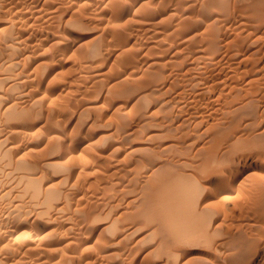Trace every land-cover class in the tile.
I'll list each match as a JSON object with an SVG mask.
<instances>
[{"label": "bare ground", "instance_id": "6f19581e", "mask_svg": "<svg viewBox=\"0 0 264 264\" xmlns=\"http://www.w3.org/2000/svg\"><path fill=\"white\" fill-rule=\"evenodd\" d=\"M19 0H0V41H2V43H0L1 45H3L4 47L6 46L9 50H10V48L11 47H14L13 45V43H17L16 42V39L18 40V39H21V38H14V31H13V27L15 26L14 24V22H15V20L17 21L18 19L17 18H20L21 19V17H23V19L24 18H26V17H24V15L26 16L30 11H29V9L31 8L33 11H34V9L36 10V11H38V14L39 13H41V15L43 14L42 13V11H43V5L45 4V1L46 0H26V2L28 1V3H29V9L27 10L26 8H25V10L23 9L24 7H22V6H20L19 4H17V3H20V1L18 2ZM25 1V0H24ZM60 1V0H59ZM63 1V0H62ZM87 1H89V2H91V0H87ZM93 1V0H92ZM126 1V0H125ZM125 1H123V2H125ZM128 1V0H127ZM152 1V0H151ZM165 1V0H164ZM167 1H169V0H167ZM166 1V2H167ZM181 1V0H180ZM180 1H178V2H180ZM203 1H204V3H203ZM235 1V0H234ZM253 1H256V2H253ZM253 1H251L252 3H254V6L252 5L251 6V8L250 9H247L248 10V12L249 13H251V14H253L252 16H251V18L254 16V15H261L262 13V17H261V19H263V17H264V0L262 1V0H259V2L260 3H258L257 1L258 0H253ZM262 1V2H261ZM47 2V1H46ZM48 2H50V1H48ZM74 2V1H73ZM82 2V1H81ZM84 2V1H83ZM121 2V3H123L121 0L119 1V0H96V4H98V7L100 8V13H98V11L97 12H94V13H97V17H101L102 18V20H106L104 17L105 16H107V15H109V14H106V13H109V12H111V9H110V5H114V7H116L115 5L116 4H119V3ZM156 2H158V1H156ZM160 2H161V0H160ZM176 2V1H175ZM174 2V4H177V6H179V9L176 7V6H174L175 8L173 9V11H175V12H177V11H179V10H181L182 9V11H183V8H185V9H187L188 8V6H189V4L188 3H182V1H181V3H175ZM187 2V1H186ZM197 2V1H196ZM203 4H204V7H205V9H203V10H205V12H207V11H211L210 13H212L213 11H214V13H215V11L217 12V14L219 13V15L221 16V11H227L228 9H229V7L230 6H232V5H230V6H227L228 4H230V2H231V0H202L201 1ZM238 2H240V1H238ZM21 3H23V2H21ZM28 3H26V4H28ZM66 3V2H65ZM79 3V2H78ZM120 3V4H121ZM126 3V2H125ZM148 4V3H150V1L149 2H147L146 0H129V2H127V5H125L126 7H129L130 6V8L133 6V7H136V6H138V5H145V4ZM152 3V2H151ZM165 3V2H164ZM163 3V4H164ZM236 3V2H235ZM235 3H233L234 5H235ZM255 3H257V4H255ZM73 4V3H72ZM75 4V3H74ZM87 4V3H86ZM92 4H94V7H95V0L92 2ZM124 4V3H123ZM123 4H121V5H123ZM193 5V2H191L190 3V6H192ZM25 5V4H24ZM23 5V6H24ZM46 5V4H45ZM65 5V4H64ZM67 5V4H66ZM121 5H120V9H121ZM143 5V6H144ZM150 5H152V4H150ZM183 5H188L187 7H183ZM241 5V4H240ZM70 6V5H69ZM72 6V5H71ZM83 7L82 5H79V7ZM143 6H141V7H143ZM154 6H156V5H154ZM159 6V5H158ZM161 6V5H160ZM163 6H165V5H163ZM169 5H167V6H165V7H168ZM189 6V7H190ZM199 6V5H198ZM248 6V5H247ZM49 7V6H48ZM60 7V8H59ZM58 8H59V10L61 9L62 10V6H59ZM139 7V6H138ZM153 7V6H152ZM152 7H149V8H152ZM227 7H228V9H227ZM47 8V7H46ZM57 8V7H56ZM57 8V9H58ZM67 8V7H66ZM70 9H71V7H69ZM75 8V7H74ZM123 8V7H122ZM144 8V7H143ZM148 8V9H149ZM157 8V7H156ZM172 8H173V6H172ZM171 8V9H172ZM200 8V7H199ZM198 8V9H199ZM235 8H237L236 6H235ZM240 8H241V6H240ZM38 9V10H37ZM57 9H56V11H57ZM65 9V8H64ZM82 9V8H81ZM96 9H98V8H95L94 10H96ZM132 9V8H131ZM138 9H140V7L138 8ZM148 9H146V11L148 10ZM155 9V8H154ZM170 9V10H171ZM202 9V8H201ZM230 9H231V7H230ZM27 10V11H26ZM49 10V9H48ZM77 10V9H76ZM87 10V9H86ZM119 10V9H118ZM125 10H126V8H125ZM153 10V9H152ZM152 10H150V11H152ZM162 10H164V9H162ZM195 10V9H194ZM200 10V9H199ZM235 10H237V9H235ZM36 11H34V12H36ZM53 11V10H52ZM73 11V10H72ZM82 11L83 12H85L83 9H82ZM102 11H105L106 13L103 15V14H101V12ZM116 11V9L114 10V11H112V12H115ZM141 11V10H140ZM145 11V12H146ZM172 11V12H173ZM181 11V12H182ZM28 12V13H27ZM58 12V11H57ZM56 12V13H57ZM60 12V11H59ZM68 12V11H67ZM75 12V11H74ZM77 12H80V11H77ZM135 12V11H134ZM138 13H139V11H137ZM136 12V13H137ZM155 12V11H154ZM180 12V11H179ZM200 12V11H199ZM204 12V11H203ZM203 12L201 13V14H203ZM242 12V11H241ZM27 13V14H26ZM46 13H48V12H46ZM51 13V12H50ZM60 13H62V12H60ZM65 13V12H64ZM80 13H82V12H80ZM94 13H93V15H94ZM125 13V12H124ZM129 13V12H128ZM127 13V14H128ZM142 13H144V12H141V14ZM183 13V12H182ZM198 13V12H197ZM214 13H213V15L212 16H214ZM229 13H231V12H229ZM238 13V12H237ZM242 13H244V11L242 12ZM32 14H35V17H37L36 19H38V21H40V22H43L44 21V23H43V27H41V28H43V29H51V26H49V24H53V23H49V24H47V26L45 27L44 25L46 24V20L45 19H47V18H45V19H40L39 20V16H37L36 15V13H32L31 12V15ZM73 14V13H72ZM75 14V13H74ZM90 14V13H89ZM88 14V15H89ZM111 14V13H110ZM113 14V13H112ZM153 14V13H152ZM167 14H169V13H167ZM175 14V13H174ZM190 14V13H189ZM206 14H209V13H206ZM226 14H228V13H226ZM233 14V13H232ZM236 14V13H235ZM246 13H244V14H240L241 16L242 15H245ZM250 14V15H251ZM40 15V16H41ZM63 15V14H62ZM65 15V14H64ZM76 15V14H75ZM80 15H83V14H80ZM87 15V14H86ZM117 16H118V14H116ZM121 15V14H120ZM137 15V14H136ZM173 14H171L170 16H169V19H172V16ZM198 15V14H197ZM247 15V14H246ZM249 15V16H250ZM52 16V15H51ZM58 16V15H57ZM77 16H79V14L77 15ZM85 16V15H84ZM111 16V15H110ZM135 15H133V17H134ZM141 16V15H140ZM146 16H148V15H146ZM149 16H151V15H149ZM154 16V15H153ZM217 16V15H216ZM232 15H229V17H231ZM241 16H239L240 17V19H241ZM257 16V17H258ZM31 19H32V17L31 16H29ZM41 17H45V16H41ZM52 17H56V15H54V16H52ZM59 17H61L60 15H59ZM75 17V16H74ZM81 17V16H80ZM83 17V16H82ZM81 17V18H82ZM87 17V16H86ZM96 17V19L97 20H99L98 18ZM120 17V16H119ZM118 17V18H119ZM155 17V16H154ZM167 17H168V15H167ZM171 17V18H170ZM194 17V16H193ZM193 17H191V18H193ZM198 19H195L192 23H191V21L192 20H187V19H184V18H186V17H184L183 19V21L182 22H180V23H178V21H177V23L179 24V25H177V26H179V28L178 29H181V30H183V32L185 31V33L183 34V36L180 38L181 40L180 41H182V44L184 43V49H181V53H183V52H185V56L183 55V54H181V53H179V52H176V53H179V55L181 54L182 56H184V59H183V57L181 58V59H183V60H181V61H184V63H181V62H179L178 61V63H181V65L182 66H184L185 65V68H187L186 70H185V72H182V71H184V67L182 68L183 70H180L179 68H175V66L173 67V66H170L169 67V69L168 70H170L168 73L165 71V74H166V76H163V69H167L165 66L166 65H162L161 66V64L159 63V62H155L154 61V63L153 62H150L149 64H148V66L150 65H154V66H158L159 64V68L157 69V68H155V71H153V72H157L156 74H154L153 72V74L154 75H156V76H154V75H152L154 78H153V80L151 79V77H150V75L149 74H151V73H149L148 75H149V78L151 79V84H153V83H156V82H160V84L158 83V84H156V85H160V88H161V91H158L157 93L155 92V90L153 89V88H149V87H152V86H155V85H148L149 87V89H147V92H143V90L145 89V88H141L140 90H142V91H140L141 93H136V94H138V95H136V97L137 98H132L131 100H129V98H128V100L130 101H126L127 103H131V104H133V105H131L130 107L132 108V110H128V111H125V112H122V113H124V115H125V113H127V114H129V116H128V118H130V119H135L136 118V123L134 122V124L135 125H133V124H130L129 126H130V128L128 129H124L123 128V130H121V129H119V131L121 130L123 133H125L127 136H128V140L130 141V140H133V139H135V137L137 136H139L140 134L139 133H142L143 131H145V127H144V125L146 124H149L148 122H150V123H154V122H152V121H156L155 122V124L157 125V126H159V128L160 127H162V128H166L165 130H163V129H161V130H154L153 131V129L152 130H148L149 132H151V136H148L146 139H152L153 141H154V139H155V143L158 141V143L160 142L159 140L160 139H164V140H170L171 142H169L168 144H166V146L164 147V145L165 144H163V148H165V149H163V148H161V146H162V144L160 143V144H158L157 146H156V148H158V149H163V152H164V150H166V149H168V150H170L171 148L172 149H174V148H176V150H177V146L176 145H178V143H176V142H179L180 144H182L181 143V141L182 142H184L185 140V138L187 137V136H191L190 134L192 133H190V131H185V134H184V132L182 131L183 129H185L186 130V127L188 128V130H189V126L188 125H191L190 123H192L189 119H186V118H184V117H186V116H182L181 114H183V115H185L184 113H186V112H184V113H180V110L181 109H183L184 107H180V109H179V106H181V104H182V102H183V100H185V98H191V96H189V95H191V94H193V92H195V87L197 88V85H198V83L200 82V81H202V80H200V81H197V82H195L194 80H197V78H195L196 76L195 75H197L196 73H195V75L193 74L194 72H192L191 70H193V69H195L194 71H197L198 69L197 68H199V69H201V67H205L206 66V63H207V60L209 59H212L213 57H220V56H222V55H219V53L218 52H220V50H221V48L223 47V45H222V47H221V44L219 43V41H218V35H217V33H218V31H219V29H217V28H219V27H221V26H219L220 24H222V23H220L218 26L219 27H215L216 28V30H218L217 31V33H216V31H215V28L213 29V27H212V29H210L208 26V23H207V21H208V19H204L203 17H201V19L198 17V16H196ZM205 17H207V16H205ZM222 17L226 20V16L224 17L223 16V14H222ZM243 17V16H242ZM256 16H254L253 18H255ZM256 17V18H257ZM50 18V17H49ZM57 18L58 17H56V20H57ZM71 18V19H70ZM80 18V19H81ZM84 18V17H83ZM89 19H90V17H88ZM91 18H92V20H93V18H95V17H92L91 16ZM100 18V19H101ZM107 18V17H106ZM113 18H115V17H113ZM113 18H111V21L113 20ZM130 18H132V17H130ZM188 18V17H187ZM209 18V17H208ZM211 18V17H210ZM209 18V19H210ZM215 18H218V19H215V20H221L218 16L217 17H215ZM246 18H248V17H246ZM246 18H242V19H246ZM250 18V17H249ZM60 20H58V22H57V24L58 23H62L63 22V24L67 27V24H71V25H74V24H76L77 22H79V20L78 19H75V20H72V19H74V18H72V16L71 17H69V18H59ZM108 19L110 20V18H109V16H108ZM145 19V18H144ZM143 19V20H144ZM165 19L166 18H164V20H162V19H160V20H162V21H164L165 22ZM212 19V18H211ZM210 19V20H211ZM260 19V21L261 22H264V19L263 20H261ZM22 20V19H21ZM43 20V21H42ZM48 20V19H47ZM51 20H53L52 18H51ZM82 20V19H81ZM101 20V23H103V21ZM118 20V19H117ZM131 20V19H130ZM137 20V19H136ZM152 20V19H151ZM189 21L188 23H184V21ZM215 20H212L209 24L210 25H212L213 24V22L215 21ZM223 20V19H222ZM239 19H237V21H238ZM251 20V19H250ZM253 20V19H252ZM255 20V19H254ZM23 21V20H22ZM30 21V20H29ZM33 21H35L36 22V20H33ZM88 21V20H87ZM90 21V20H89ZM94 21H96V20H94ZM93 21V22H94ZM100 21V20H99ZM134 21V20H133ZM141 21V20H140ZM171 21V20H170ZM185 21V22H186ZM234 21V20H233ZM236 21V20H235ZM249 21V20H248ZM257 21H258V18H257ZM35 22H33V23H35ZM52 22H56V21H52ZM109 22V21H108ZM135 22V21H134ZM138 22V21H137ZM144 22V21H143ZM157 22H159V20L157 21ZM240 22V21H239ZM244 22V21H243ZM243 22L241 21L240 22V24H243ZM18 22H16V24H17ZM20 23H23V22H20ZM26 23H29L28 21L26 22ZM32 22L30 23V24H33ZM90 23H92V22H90ZM100 23V24H101ZM123 23V22H122ZM128 23V22H127ZM131 23H133L132 21L129 23L130 25H131ZM162 23V22H161ZM174 23V22H173ZM173 23H171V24H173ZM176 23V24H177ZM181 23H184V25L183 24H181ZM215 23V25H217L218 23H216V22H214ZM252 23V22H251ZM258 23H260L259 21H258ZM28 25V26H31V25ZM37 24V23H36ZM39 24H41V23H39ZM39 24H37V25H33V26H31L32 28L33 27H35V26H39ZM104 24V23H103ZM112 24V23H111ZM115 24V25H114ZM113 25L114 26H118V27H120L119 25H124V24H126V22H124V24H119L118 23V25H116L117 23H114ZM129 24H126V25H128L129 26ZM146 24V23H145ZM147 24H150L151 25V22L150 23H148L147 22ZM153 24H155V23H153ZM157 24H160V23H157ZM168 25H169V20H168V23H167ZM180 24L182 25L181 26V28H180ZM250 24V23H249ZM253 24V23H252ZM251 24V25H252ZM256 25V28H257V23H255ZM263 24V23H262ZM22 25V24H21ZM20 25V26H21ZM24 25V24H23ZM77 25H79V23L77 24ZM76 25V26H77ZM110 25V24H109ZM125 25V26H126ZM144 25V24H143ZM142 25V26H143ZM168 25H166V26H168ZM215 25H213V26H215ZM237 25L238 26H240L239 24H238V22H237ZM236 25V27L238 28V26ZM245 25H246V22L243 24V26L241 25V27H244L245 28ZM248 25V24H247ZM260 25L261 24H259V28H260ZM27 26V27H28ZM82 26V25H81ZM96 26V23H95V25H93V27H95ZM104 26H106L105 24H104ZM132 26H137V28L139 27L137 24L136 25H132ZM161 26V25H160ZM176 26V27H177ZM26 27V28H27ZM52 27H57L58 28V26H52ZM60 27V26H59ZM64 27V26H63ZM71 27H74V29L76 28L75 26H70V28ZM77 27H79V26H77ZM90 27V26H89ZM93 27H92V30H94L93 29ZM109 27H111V26H109ZM108 27V29L107 28H105V29H107V30H109V29H112V27L111 28H109ZM127 27V26H126ZM155 27H158V25L157 26H155ZM173 27V26H172ZM247 27V26H246ZM251 27H253V26H249L248 27V29H251ZM22 28V27H21ZM21 28H18L17 27V29H20L21 30ZM86 27L84 26V28H82L81 29V31H83L84 29H85ZM121 28V27H120ZM123 28V27H122ZM136 28V27H135ZM167 28V27H166ZM208 28L210 29V30H208ZM233 28H234V26H233ZM237 28H234V29H236V30H239V29H237ZM244 28H243V30H244ZM254 28V27H253ZM252 28V29H253ZM23 29V28H22ZM28 29V28H27ZM38 29H39V31H42V30H40V28L38 27ZM38 29H36V33H38L37 32V30ZM64 29V28H63ZM74 29H72V30H74ZM103 30H104V28H102ZM113 29H117V27H115V28H113ZM112 29V31H114L115 32V30H113ZM130 29H132V28H130ZM151 29V28H150ZM148 30L147 32H149V31H152V30ZM175 29V28H174ZM258 29V28H257ZM256 29V30H257ZM19 30V31H20ZM25 30V29H24ZM24 30H22V31H24ZM52 30H54V29H52ZM59 30V29H58ZM86 30H88V29H86ZM102 30V31H103ZM125 30H127V29H125ZM134 30V29H133ZM175 30H177V28L175 29ZM175 30H172V31H175ZM235 30V31H236ZM243 30H242V28H241V30L240 31H242L243 32ZM247 30V29H246ZM17 31V30H16ZM26 31V30H25ZM33 31H34V29H33ZM66 31H67V29H66ZM68 31H69V29H68ZM78 31H80V29L78 30ZM106 31V30H105ZM111 30H110V32H112ZM120 31L122 32V29H120ZM177 31H179V30H177ZM253 31V30H252ZM258 31V30H257ZM256 31V32H257ZM42 32H48V31H46V30H43ZM51 32H53V31H51ZM56 32H57V29H56ZM59 32V31H58ZM58 32L56 33V34H58ZM70 32V31H69ZM72 32H76V31H72ZM88 32V31H87ZM91 32V31H90ZM124 32V31H123ZM130 32V31H129ZM134 32V31H133ZM136 32V31H135ZM156 32V36H158L157 35V32L158 31H155ZM155 32H154V34H155ZM176 32V31H175ZM175 32H172V33H175ZM204 32H206V33H204ZM245 32V31H244ZM255 32V31H254ZM20 33H23V35L25 36V35H30V34H32L31 35V37L30 38H27V39H32V38H34V37H32L33 36V34H36V33H33V32H31V30H30V28H29V30H27L26 32H20ZM61 33H62V31H61ZM80 33V32H79ZM84 33V32H83ZM116 33V32H115ZM159 33V32H158ZM170 33H171V31H170ZM169 33V35H171ZM235 33H237V35H239L238 34V32H235ZM240 33V32H239ZM249 33V32H248ZM43 34V33H42ZM48 34V33H47ZM50 34H54L55 35V32H53V33H50ZM77 34H78V32H77ZM86 34V33H85ZM112 34V33H111ZM110 34V35H111ZM127 34V33H126ZM125 34V35H126ZM144 34H146V33H144ZM154 34H151V35H154ZM161 34H162V32H161ZM168 34V33H167ZM182 34V33H181ZM180 34V35H181ZM222 34V33H221ZM227 34H229V33H227ZM231 34V33H230ZM39 35H41L40 33H39ZM46 35V34H45ZM45 35H44V37H45ZM107 35V34H106ZM105 35V36H106ZM113 35V34H112ZM117 34H115V36H116ZM120 35V34H119ZM119 35H117V36H119ZM124 35V34H123ZM136 35V34H135ZM143 35V34H142ZM164 35V34H163ZM220 35V34H219ZM241 35V34H240ZM248 35V34H247ZM46 36H48V35H46ZM53 36V35H52ZM121 36V35H120ZM131 36V35H130ZM146 36H148V35H146ZM222 36H224V35H222ZM229 36V35H228ZM233 36H234V34H233ZM249 36V35H248ZM248 36H245V37H248ZM21 37H22V35H21ZM51 37V36H50ZM57 37H60V35L58 36H53L52 38H56L57 39ZM62 37H65V36H62ZM67 37H70V36H67ZM108 37V36H107ZM132 37V36H131ZM149 37H150V35H149ZM155 37V36H154ZM170 37V36H169ZM240 37V36H239ZM238 37V38H239ZM37 38V37H36ZM45 38H47V37H45ZM48 38H49V36H48ZM109 38H111V37H109ZM117 38V37H116ZM116 38H114V39H116ZM123 38V37H122ZM122 38H120V39H122ZM135 38V37H134ZM147 38V37H146ZM151 38V37H150ZM165 38H168V36L167 37H165ZM236 37H234V39H235ZM242 38V37H241ZM260 38V37H259ZM259 38H257V39H259ZM67 39V38H66ZM76 39V38H75ZM143 39V38H142ZM152 39V38H151ZM150 39V40H151ZM175 39V38H174ZM257 39H255V40H257ZM262 39V38H261ZM264 39V38H263ZM25 40V42H26V37H24V38H22V40L21 41H24ZM33 40V39H32ZM42 40H43V38H42ZM42 40L40 39V42H42ZM60 40H63V38L62 39H60ZM71 40V39H70ZM110 40H112V39H110ZM123 40H126V39H123ZM128 40V39H127ZM126 40V41H127ZM145 40V39H144ZM157 40V39H156ZM160 40H162V39H160ZM165 40V39H164ZM220 40V39H219ZM240 40V39H239ZM247 40V38H245V41ZM254 40V41H255ZM260 40V39H259ZM20 41V40H19ZM38 41V40H37ZM46 40L44 39V42H45ZM64 41V40H63ZM140 41V40H139ZM151 41H153V40H151ZM158 41V40H157ZM166 41V40H165ZM173 41V40H172ZM171 41V42H172ZM221 41H223V40H221ZM240 41H242V40H240ZM244 40H243V44L245 43L246 44V42H245ZM263 41V40H262ZM24 42V43H25ZM28 42V41H27ZM30 42V41H29ZM40 42H38L39 44H40ZM49 42V41H48ZM58 42V41H57ZM86 42V41H85ZM118 42V41H117ZM119 42H122V41H119ZM148 42H150V41H148ZM148 42H146V45H147V43ZM154 42H156V41H154ZM162 42V41H161ZM170 42V43H171ZM179 42V41H178ZM228 42V41H227ZM226 42V43H227ZM256 42H258V41H256ZM24 43H22V44H24ZM34 42H32V44H33ZM38 43L36 44V42L34 43L35 44V46L36 45H38ZM53 43H55V42H53ZM53 43H51V45L53 44ZM65 43V42H64ZM75 43V42H74ZM87 43V42H86ZM107 43H108V41H107ZM134 43H136V42H134ZM138 43H142V42H138ZM144 43V42H143ZM173 43V42H172ZM179 43H181V42H179ZM226 43H224V45L226 44ZM231 44L233 43L234 44V47H236V45L237 44H235V42H230ZM251 43V42H250ZM259 43V42H258ZM262 43H264V42H262ZM34 44H33V46H31V47H34ZM60 44V43H59ZM85 44V43H84ZM83 44V45H84ZM89 44V43H88ZM87 44V45H88ZM110 44H113V42L112 43H110ZM109 44V45H110ZM115 44V43H114ZM128 44H129V42H128ZM156 44V43H155ZM163 44V43H162ZM162 44H161V46H162ZM175 44V46H177L176 44L177 43H174ZM182 44H181V46H182ZM229 44V43H228ZM232 44V45H233ZM254 44V43H253ZM0 45V46H1ZM29 45H31V44H29ZM108 44H106V46H107ZM124 45V44H123ZM133 45V44H132ZM131 45V46H132ZM166 45H168V44H166ZM261 45V44H260ZM20 46H21V44H20ZM49 46V45H48ZM53 46V45H52ZM56 46V45H55ZM55 46H53L54 47V49H55ZM61 46V45H60ZM79 46V48L81 47V45H78ZM94 46V45H93ZM96 46H98V45H96ZM111 46V45H110ZM109 46V47H110ZM112 46H114V45H112ZM126 46V45H125ZM137 45H135L134 46V48H137L136 47ZM153 46H156V47H159L160 45H153ZM180 45H178V47H179ZM228 47L230 46V45H227ZM240 46V45H239ZM5 47V48H6ZM17 47H19L18 46V44H17ZM25 47H27V46H25ZM44 47V46H43ZM47 47V46H46ZM56 47H58V46H56ZM87 47H89V46H86V48L84 49L85 51H86V49H87ZM92 47V46H91ZM117 47H119V45L117 46ZM142 47V46H141ZM150 47V46H149ZM166 47V46H165ZM231 47V46H230ZM234 47H231L230 48V50L232 49V50H235L234 49ZM5 48H2L3 50H5ZM22 48V47H21ZM30 48V46H28L27 47V50H28V52H30L31 53V49H29ZM38 48V47H37ZM79 48H77V50H81V49H79ZM83 48V47H82ZM94 48H95V46H94ZM94 48H92V49H94ZM112 48V47H111ZM139 48V47H138ZM143 48H144V46H143ZM153 48V47H152ZM162 48H164V47H162ZM168 48H172L171 47V45H170V47L168 46ZM168 48H166V51L164 52V54L163 55H165V57H166V53H167V51H169V54L171 55L172 53V55L170 56V55H168V56H170V58L171 57H174V55L175 56H177V57H179L178 56V54H176L174 51H171V50H167ZM180 48V47H179ZM225 48V47H224ZM227 48V47H226ZM225 48V49H226ZM238 48V47H237ZM259 48V47H258ZM1 49V47H0V50H2ZM26 49V48H25ZM35 49L36 48H34V49H32L33 51H34V53L32 54H30L31 56L32 55H35ZM49 49V48H48ZM47 49V50H48ZM92 49L91 50H89V48H88V50L86 51V52H84L85 54L86 53H88L89 51H91L92 52ZM96 49H100L99 48V46H98V48H96ZM102 49V48H101ZM108 49V48H107ZM150 49V48H149ZM241 49H242V47H241ZM12 50V49H11ZM22 50H24L23 48H22ZM46 50V49H45ZM51 50V49H50ZM57 50H59V48L57 49ZM62 49H60V51H61ZM76 50V49H75ZM105 50V49H104ZM127 50V49H126ZM126 50H123V52L122 53H124ZM156 50V49H155ZM154 50V51H155ZM165 50V49H164ZM173 50V49H172ZM184 50V51H183ZM227 50H229V49H227ZM225 51V52H228V51ZM229 50V51H230ZM238 50H240V48L238 49ZM256 50V49H255ZM254 50V51H255ZM262 50H263V47H262ZM15 51H16V48H15ZM44 50H42V52H43ZM63 51V50H62ZM74 51V50H73ZM94 52H96L95 50H93ZM106 51V50H105ZM105 51H103L104 53H105ZM109 51V50H108ZM122 51V50H121ZM132 51H133V49H132ZM148 51H150V52H152L151 50H148ZM160 51H163V50H160ZM171 51V52H170ZM224 51V50H223ZM223 51H221L222 53H224ZM3 51H1V53H2ZM7 52H9V51H7ZM7 52H5V54H6V57H5V55H4V57H2V60H1V62H0V66L1 67H3L2 69L3 70H1L4 74H2V72L0 73V81L1 82H7V85H8V88L11 90L13 87H15L16 86V84H18V82H15L16 80H12V79H14L15 78V76H14V78L12 77V78H9L10 76H9V74H11V73H8V71H18L17 70V68L18 67H20V65L21 64H23V63H26V62H32L33 64H34V66L36 65V67H33L31 70H29V68H28V71H30V73H23V71H24V69H21V70H19L20 71V73H18L17 75H18V79H17V81L19 80L21 83L22 82H24L25 84L24 85H26V82L27 83H29L28 81H30L31 80V77H36L37 76V74H35L34 75V73H38V72H40V71H42L44 68H43V65L40 63V61H39V59L38 58H41V57H38L36 60H32L31 58H33V57H31V56H28V55H26V54H24L23 52H22V55L24 54V57L23 58H20L19 57V53H18V55H17V57L14 55H8L7 54ZM12 52V51H11ZM18 52H20V51H18ZM28 52H26V53H28ZM46 52V51H45ZM52 52H54L53 50H52ZM58 52V51H57ZM94 52H92V53H94ZM127 52V51H126ZM136 52V51H135ZM158 52V51H157ZM0 53V54H1ZM47 53V52H46ZM45 53V54H46ZM64 53V52H63ZM80 53H82L81 51H80ZM80 53H79V55H80ZM97 53V52H96ZM98 53H100V52H98ZM97 53V54H98ZM108 53H110V52H108ZM131 53V52H130ZM162 53V52H161ZM234 53V52H233ZM231 54V55H233V56H231V57H228L227 55H225V54H223V56L221 57V58H219V59H221V61H222V58L224 57V56H227V59L228 58H233L234 57V54ZM238 52H236L235 54H237ZM251 53H253V52H251ZM15 54V53H14ZM41 54V53H40ZM66 54V53H65ZM83 54V53H82ZM107 54V53H106ZM133 54H135V53H133ZM149 54V53H148ZM147 54V55H148ZM152 54V53H151ZM221 54V53H220ZM241 54V53H240ZM256 54H257V52H256ZM259 54V53H258ZM22 55H20L21 57H22ZM55 55V54H54ZM60 55H61V53H60ZM64 55V54H63ZM91 55V54H90ZM103 55H105V54H103ZM125 55H128V54H125ZM132 55V54H131ZM159 55H161V54H159ZM239 55V54H238ZM238 55H235V56H237V57H240V56H238ZM253 55H254V53H253ZM262 55V54H261ZM260 55V56H261ZM39 56V55H38ZM44 56V55H43ZM42 56V57H43ZM81 56H83V58L85 57L84 55H81ZM92 56V55H91ZM94 56H96V57H98L99 55H94ZM107 56H109V55H107ZM122 56V55H121ZM128 56H130V55H128ZM133 56V55H132ZM150 56V55H149ZM151 56H153V55H151ZM157 56V55H156ZM243 56V55H242ZM1 57V56H0ZM35 57H37V56H35ZM127 57V56H126ZM131 57V56H130ZM130 57H127L128 59L130 58ZM163 56L161 55V58L160 59H162V61L164 60L163 58H162ZM245 57V56H244ZM243 57V58H244ZM254 57V56H253ZM262 57H264L263 55H262ZM86 58H87V56H86ZM85 58V59H86ZM93 58V57H92ZM146 58V56L145 55H140V56H137L136 54H135V56H134V62H135V64L137 65L138 64V62L140 63V61H141V59H145ZM153 58H156V57H153ZM167 58V57H166ZM165 58V59H166ZM169 58V59H170ZM22 59H23V63H22ZM24 59H26V60H24ZM35 59V58H34ZM45 59V58H44ZM61 59V58H60ZM114 59H116V57L114 58ZM133 59V58H132ZM149 59V58H148ZM151 59V58H150ZM156 59H158V58H156ZM171 59H173V58H171ZM250 59H254V58H249L248 60L252 63L253 61L252 60H250ZM257 59V58H256ZM256 59H254L255 60V62L257 61ZM263 59V58H262ZM90 60H92V59H90ZM94 60V59H93ZM119 60H122V59H119ZM124 61H125V59H123ZM131 59H129V61H130ZM153 60V59H152ZM155 60V59H154ZM168 60V59H167ZM218 60V59H217ZM217 60H215L214 59V63L215 62H217L218 63V65L220 66V64H219V62L217 61ZM235 60H237V59H235ZM44 61V60H43ZM48 62L47 63H49V61L51 62V60H47ZM88 61H89V59H88ZM151 61V60H150ZM161 60H160V62H162ZM166 61V60H165ZM170 61H172V60H169V63L171 64V65H177V64H174L176 61H172V62H170ZM220 61V60H219ZM221 61H220V63H221ZM242 61H244V63H245V61H247V59H242V60H240V62H239V64L237 65V66H239L240 65V63H242ZM249 61L247 62V63H245V64H243V66H245L246 64H249ZM259 61V60H258ZM28 62V63H29ZM42 62V61H41ZM53 62H55V61H53ZM53 62H52V64H53ZM209 62H211V64L213 63V61L211 60V61H209ZM227 62H229V61H227ZM237 62V61H236ZM236 62H234V63H236ZM29 63V64H30ZM44 63V62H43ZM58 63H59V61H58ZM86 63V62H85ZM91 63V65H92V62H90ZM94 63V62H93ZM125 63V62H124ZM130 63V62H129ZM129 63H128V65H129ZM144 63V62H143ZM153 63V64H152ZM162 63H164V62H162ZM168 63V64H169ZM204 63H205V66H204ZM214 63H213V65H214ZM257 64L259 63V62H256ZM256 63H252L251 65V69H245L244 67V69L246 70V72H245V78H247V75L248 74H251V72H253L254 70H252V69H255L254 67H255V65L254 64H256ZM33 64H31V66L33 65ZM51 64V65H52ZM54 64H57V63H54ZM121 64H122V62H121ZM169 64V65H170ZM207 64H209V66L211 65L210 63H207ZM223 64H224V62H223ZM226 64V63H225ZM228 64V63H227ZM38 65H40V66H38ZM51 65H50V67H51ZM90 65V66H91ZM131 65H134V64H131ZM181 65H180V67H181ZM229 65V64H228ZM233 65V64H232ZM250 65V64H249ZM249 65H246V66H249ZM254 65V66H253ZM25 66H28L29 67V65H25ZM30 66V67H31ZM38 66V67H37ZM42 66V67H41ZM89 66V65H88ZM94 66V65H93ZM143 66V65H142ZM141 66V67H142ZM154 66H152L151 68H153ZM161 66V67H160ZM230 66V65H229ZM242 66V65H241ZM245 66V67H246ZM0 67V68H1ZM22 67H23V65H22ZM21 67V68H22ZM43 68V69H41V68ZM48 67V66H47ZM46 67V68H47ZM126 67V66H125ZM133 67V66H132ZM140 67V68H141ZM165 67V68H164ZM177 67H179V66H177ZM217 67V66H216ZM215 67V68H216ZM223 68H225V69H227L225 66H222ZM240 67V66H239ZM239 67H233L235 70H237ZM253 67V68H252ZM256 69H258V66L256 65ZM38 68H40V70L38 69ZM85 68H88V69H90L91 67H85ZM95 68V67H94ZM148 68V67H147ZM147 68L144 70V71H148L147 70ZM150 68V67H149ZM207 69H208V66L206 67ZM206 68H203V69H205L206 70ZM214 68V67H213ZM223 68H221L220 67V69H222V70H220L221 71V73H222V71L224 70ZM231 68V67H230ZM229 68V70L227 69V71H230V73H231V69ZM237 68V69H236ZM262 68V67H261ZM258 69V70H260V72H261V70L262 69ZM36 69V70H35ZM38 69V70H37ZM137 69H139V68H137ZM233 69V70H234ZM239 69H241V67L239 68ZM238 69V70H239ZM243 69V70H244ZM91 70V69H90ZM135 69H133L132 70V72H135L134 71ZM156 70H158V71H156ZM167 70V71H168ZM180 70V71H179ZM210 70V69H209ZM232 70V71H233ZM263 70H264V68H263ZM263 70H262V72H263ZM13 71V72H14ZM46 71V70H45ZM120 71V70H119ZM122 71H123V69H122ZM140 71V70H139ZM151 71V70H150ZM26 72V71H25ZM47 72V71H46ZM206 71H201V73H204V75L206 74L207 75V73H205ZM212 72V71H211ZM211 72H209L210 73V75H211ZM238 72V71H237ZM237 72H235V74L237 73ZM241 72V71H240ZM244 72V71H243ZM256 72V71H255ZM258 72V71H257ZM6 73V74H5ZM15 73V72H14ZM23 73V75H20V74H22ZM57 73V72H56ZM119 73V72H118ZM121 73V72H120ZM199 73H200V71H199ZM200 73V74H201ZM218 73V72H217ZM220 73V72H219ZM220 73V74H221ZM254 73V72H253ZM38 74H43V76H44V72L43 73H38ZM52 74V73H51ZM143 74V73H142ZM147 74V73H146ZM145 74V75H146ZM199 74V75H200ZM234 74V76H236L237 77V75H235ZM240 75L242 74L243 75V73H239ZM255 74H257V73H255ZM4 75H6V76H4ZM54 75V74H53ZM129 75V74H128ZM144 75V76H145ZM147 75V76H148ZM203 75V76H204ZM209 75V74H208ZM208 75L207 76H204V77H208ZM218 75V74H217ZM228 76L227 75V72L224 74V76ZM242 75H241V77H242ZM252 75V74H251ZM264 75V74H263ZM93 76V75H92ZM132 76V75H131ZM142 76V75H141ZM143 76V77H144ZM195 76V77H194ZM218 76H220V75H218ZM224 76H222V77H224ZM42 77V76H41ZM40 77V78H41ZM46 77V76H45ZM113 77V76H112ZM124 77V76H123ZM126 77V76H125ZM143 77H141V78H143ZM156 77H158V78H156ZM230 77H233V75L231 74V76ZM236 77H235V79H233V81H237L238 79H236ZM241 77H239V79L241 78ZM259 78H260V76H258ZM264 77V76H263ZM17 78V77H16ZM15 78V79H16ZM43 78V77H42ZM53 78H55V77H53ZM52 78V79H53ZM116 78V77H115ZM120 78V77H119ZM128 78V76L126 77V79ZM132 78V77H131ZM137 78V77H136ZM146 78V77H145ZM155 78L158 80H160V81H155L154 82V80H155ZM201 78V77H200ZM217 78H219V77H217ZM226 78H228V77H226ZM244 78V77H243ZM240 79L241 81H244V80H246V79ZM259 78H257L256 79V81L259 79ZM262 78V77H261ZM34 79H36V78H34ZM34 79H32V80H34ZM52 79H50L49 78V80L50 81H54L55 82V80H52ZM87 79H89V77L87 78ZM92 79V78H91ZM118 79V78H117ZM121 79V78H120ZM124 79V78H123ZM122 79V80H123ZM138 79V78H137ZM201 79H203V81H204V79L206 80V78H201ZM208 79V78H207ZM223 79H225V77L223 78ZM228 79H230V78H228ZM251 79H253V78H251ZM250 79V81H248L247 80V83L246 84H248L249 82H251V83H249L248 85L250 86V85H252V84H254V81L255 80H251ZM112 80H114V79H112ZM116 80V79H115ZM114 80V81H115ZM130 80V79H129ZM129 80H124V81H126V84H127V81H129ZM133 80H136L135 78L133 79ZM140 80V79H139ZM146 80H148V79H146ZM208 80H210V79H208ZM208 80H206V83L207 82H209ZM259 80H261V79H259ZM90 81V80H89ZM114 81H113V83H114ZM123 81V82H124ZM132 81V80H131ZM137 81V80H136ZM135 81V82H136ZM143 81V80H142ZM153 81V82H152ZM212 81H215V79H214V77H213V79H212ZM221 81H226L227 82V79H225V80H220V82L219 81H216V82H219V85L218 86H216V87H220V84H221ZM232 81V82H233ZM33 82V81H32ZM94 82H95V80H94ZM118 82H119V84H123V82H121V81H119L118 80ZM121 82V83H120ZM145 82V81H144ZM144 82H142L141 84L142 85H144ZM149 82V81H148ZM205 82V81H204ZM225 82V83H226ZM245 82V81H244ZM258 82V81H257ZM49 84H50V82H48ZM93 83V82H92ZM110 84V85H113V86H111V88H114V86H115V83H117V81L114 83V84ZM131 83H134V82H131ZM200 83H203V82H200ZM205 83V84H206ZM210 83V82H209ZM231 83V82H230ZM233 83H235V82H233ZM256 83V82H255ZM20 84V83H19ZM23 84V83H22ZM22 84H20L21 86H23ZM39 84H42L41 82H39ZM93 84H95V83H93ZM208 84V83H207ZM207 84H206V87H209V86H207ZM215 85V83H212V85ZM223 84V83H222ZM245 84V85H246ZM259 84H262V83H259ZM78 85V84H77ZM90 85V84H89ZM109 85V86H110ZM116 85H118V84H116ZM125 85V84H124ZM128 85H130V84H128ZM137 85H139V84H137ZM147 85V84H146ZM213 85V86H214ZM234 85V87L233 86H230V87H233V89H237L235 86H236V84H233ZM258 85V84H257ZM2 86V85H1ZM21 86H20V89H21ZM43 86V85H42ZM47 86V85H46ZM121 86H123V85H121ZM131 86H135V85H131ZM221 86H225V85H221ZM247 86V85H246ZM253 86V85H252ZM17 87V86H16ZM15 87V88H16ZM23 87H28V85H26V86H23ZM33 87V86H32ZM79 87V86H78ZM90 87V86H89ZM91 87H93V86H91ZM117 87V86H116ZM123 87H129V86H123ZM205 87V85L203 86L202 85V87L200 88V89H198L199 90V96L201 97V95H205V93H203L202 94V92H204V91H202L201 93H200V90H202L203 88ZM205 87V88H206ZM210 87H212L211 86V83H210ZM215 87V86H214ZM228 86H226V87H222V90H225L224 88H227ZM241 87V86H240ZM240 87H238L239 88V91L241 90L240 89ZM257 88H254V87H252V88H250L251 90H247L246 91V89L244 90L245 91V93H243V95L241 96H239L238 97V93L239 92H236L235 94L237 95V97L238 98H241V99H239V101L237 102V103H235V102H233L234 104L233 105H231V107H229L230 108V118H231V121L229 122L230 123V127L232 126L233 128H234V126H236V125H238V126H240V124H238V123H240V121L241 120H244L246 123H248V120L250 121V119H253V120H255L256 118H264V100H262V99H259V98H257L256 96L257 95H255L254 96V94L253 93H256V94H259L260 93V95L262 96V97H260V98H263L264 97V85H262V87L261 86H256ZM3 88V87H2ZM4 88H6V87H4ZM36 88V87H35ZM46 88V87H45ZM133 88V87H132ZM204 88V89H205ZM245 88V87H244ZM1 89V88H0ZM69 89V88H68ZM67 89V90H68ZM86 89V88H85ZM88 89H90V88H88ZM94 88H92V90H93ZM120 89V88H119ZM125 89V88H124ZM139 89V88H138ZM216 89V88H215ZM252 89H255L257 92H252V91H255V90H252ZM14 90H17V89H14L13 88V91H11V93L13 92L14 93ZM19 90V89H18ZM23 90H24V88H23ZM36 91H38L37 90V88L35 89ZM35 90H34V92H35ZM75 90H76V88H75ZM75 90H73V91H75ZM81 90V89H80ZM83 90V89H82ZM126 90V89H125ZM133 90V89H132ZM154 90V91H153ZM157 90H158V88H157ZM208 90V89H207ZM221 90V89H220ZM220 90H219V92H220ZM229 90H231V88L229 89ZM238 90V89H237ZM236 90V91H237ZM243 90V89H242ZM4 91V90H3ZM3 91H1L0 90V92H3ZM69 91V90H68ZM109 91V90H108ZM119 91H121V90H119ZM134 91H136L135 89H134ZM146 91V90H145ZM211 91V90H210ZM209 91V92H210ZM227 91V90H226ZM6 91H4L3 92V94L5 93ZM30 92V91H29ZM28 92V93H29ZM43 92V91H42ZM81 92H85V91H81ZM128 92V91H127ZM131 92H133V91H131ZM137 92V91H136ZM208 92V91H207ZM228 93H229V91H227ZM259 92V93H258ZM261 92H263L262 94H261ZM7 93L9 94V92L7 91ZM27 93V94H28ZM59 93V92H58ZM112 93V92H111ZM155 93L157 94V95H155ZM197 92H195L194 94H196V96H197V94H198ZM24 94V93H23ZM26 94V95H27ZM30 95H32L31 93H29ZM35 95H36V93H34ZM74 94H76V92L74 93ZM107 94V93H106ZM109 94V93H108ZM213 94V93H212ZM211 94V95H212ZM218 94V93H217ZM225 94V93H224ZM223 94V96H219V97H217L218 99L217 100H219L220 99V101L219 102H221V106H219L220 104H217V102L215 103V104H217L219 107H220V109H221V107L223 106V103H225V102H228V100L227 101H224V100H226V99H223L224 98V96H226V95H224ZM240 94V93H239ZM11 95V94H10ZM21 95V94H20ZM43 95H44V93H43ZM61 94H58V98H59V96H60ZM63 95V94H62ZM70 95H71V93H70ZM83 95V94H82ZM82 95H81V97H82ZM105 95V94H104ZM111 95V94H110ZM123 95V94H122ZM131 95H135V93L133 92V94L131 93ZM152 95V96H151ZM188 95V96H187ZM203 95V96H204ZM207 95H208V93H207ZM220 95V94H219ZM229 95V94H228ZM236 95H233V96H235L236 97ZM19 96V95H18ZM18 96H16V97H18ZM23 96V95H22ZM33 96V95H32ZM44 96H46V95H44ZM43 96V97H44ZM49 95H47V97H48ZM52 96V95H51ZM57 96V95H56ZM88 96V95H87ZM99 96V95H98ZM108 96V95H107ZM119 96H121V95H119ZM187 96V97H186ZM196 96L194 95V101H195V99H197L196 100V102H194V104H196L197 105V101H198V103H200L199 101H201V100H198V98H196ZM232 96V95H231ZM6 97H7V95H6ZM42 96H40V100L43 98ZM46 97V98H47ZM69 97V96H68ZM124 97V96H123ZM126 97H128V96H126ZM236 97V98H237ZM10 98V97H9ZM23 98V97H22ZM29 98V97H28ZM57 100H59L57 97H55ZM54 98V99H55ZM67 98V97H66ZM69 98H72V97H69ZM86 98H88V97H86ZM95 98V97H94ZM105 98V97H104ZM103 98V99H104ZM227 98V97H226ZM5 99V98H4ZM15 99V98H14ZM20 99V98H19ZM84 99V98H83ZM88 99H91V96H90V98H88ZM121 99V98H120ZM199 99H201V98H199ZM206 99V98H205ZM232 99H233V101H234V97H232ZM38 100L39 99H37V103H38ZM39 100V101H40ZM52 100V99H51ZM61 100H62V98H61ZM67 100H70V99H67ZM105 100V99H104ZM187 100V99H186ZM189 100V99H188ZM193 100H191V101H193ZM203 100H204V98H203ZM3 101H5V100H3ZM27 101H29V99L27 100ZM27 101H25V102H27ZM44 101H46V100H44ZM65 101V100H64ZM64 101H62V103L64 102ZM96 101H97V99H96ZM212 101V100H211ZM231 101V100H230ZM14 102V101H13ZM12 102V103H13ZM43 102V101H42ZM54 102H56V101H54ZM60 102V101H59ZM79 102V101H78ZM91 102V101H90ZM121 102V101H120ZM189 103V101H185V102H183V104L184 103ZM202 102V101H201ZM1 103V102H0ZM9 103L10 102H6L5 103V105L3 106V108H2V110H3V112H4V114L5 113H7L10 109H11V107L12 106H10L9 105ZM17 103H20V102H17ZM48 103H50V102H48ZM181 103V104H180ZM187 103V104H188ZM206 103L208 104L209 102H207L206 101ZM230 103V102H229ZM13 104H15V102L13 103ZM12 104V105H13ZM27 104V103H26ZM25 104V105H26ZM51 104V103H50ZM56 104H58V103H56ZM64 104H66V103H64ZM74 104V103H73ZM82 104H84L83 102H82ZM125 102H122L121 103V106H119V108H124L125 107ZM180 104V105H179ZM186 104V105H187ZM190 104V105H189ZM188 104V106H190V108H192V109H194L195 110V108H196V106L195 107H191V105H193V104H191V102ZM201 105H202V103H200ZM215 104L213 105V106H215ZM228 104V103H227ZM15 105H17V104H15ZM39 105V104H38ZM42 105V104H41ZM49 105V104H48ZM60 105V104H59ZM74 105H78V106H80V104L79 103H76V104H74ZM129 105V104H128ZM201 105H198V106H201ZM204 105H206V104H204ZM209 105H211L212 106V104H209ZM209 105H207V106H209ZM224 105H226V104H224ZM30 106V105H29ZM49 106H51V105H49ZM48 106V107H49ZM68 106H70L69 104H68ZM118 106H117V108H118ZM207 106H205V109L207 108ZM230 106V105H229ZM16 107V106H15ZM28 107V106H27ZM41 107V106H40ZM58 107V106H57ZM61 107V106H60ZM91 107V106H90ZM99 107V106H98ZM187 107V106H186ZM185 107V108H186ZM202 107H204V106H202ZM202 107H199L200 109L199 110H201L202 109ZM31 109L33 108V107H30ZM35 108H36V105H35ZM34 108V109H35ZM73 109H74V107H72ZM71 108V109H72ZM77 108V107H76ZM86 108H88V107H86ZM97 107H92L91 109H93L94 111L95 110H97L96 109ZM136 108V109H135ZM188 108V107H187ZM186 108V109H187ZM189 108V109H190ZM223 108H224V106H223ZM226 108V107H225ZM228 108V109H229ZM15 109V108H14ZM42 109H43V107H42ZM50 109H51V107H50ZM69 109V108H68ZM67 109V110H68ZM80 109V108H79ZM84 109V108H83ZM90 109V108H89ZM125 109V108H124ZM129 109V108H128ZM186 109H184V110H186ZM210 109H212V107L210 108ZM217 109V108H216ZM215 109V110H216ZM227 109V110H228ZM22 110V109H21ZM41 110V109H40ZM53 110V109H52ZM51 110V111H52ZM58 110V109H57ZM77 110V109H76ZM191 110V109H190ZM190 110H188V111H190ZM197 110V109H196ZM195 110V111H196ZM199 110H198V112H199ZM204 110V109H203ZM203 110H202V112H203ZM207 110V109H206ZM213 111V110H211V113H212V111H213V113H214V115H215V112H217V111ZM28 111V110H27ZM26 111V112H27ZM46 111H49V109L48 110H46ZM61 111V110H60ZM69 111V113L71 114V110H68ZM67 111V112H68ZM82 111V110H81ZM84 111V110H83ZM89 111V110H88ZM94 111H92V112H94ZM182 111V110H181ZM187 111V112H188ZM194 111V112H195ZM218 111H222V110H218ZM225 111V110H224ZM14 112V111H13ZM17 112V111H16ZM20 112H22V111H20ZM53 112V111H52ZM55 112H57V111H55ZM67 112H65V114L67 113ZM80 112V111H79ZM96 112V111H95ZM193 112V111H192ZM198 112L196 113V114H198ZM208 112V111H207ZM225 112H227V111H225ZM37 113V112H36ZM58 113V112H57ZM69 113H67V115L69 114ZM73 113H75V112H73ZM72 113V114H73ZM83 113V112H82ZM189 113V112H188ZM205 113V112H204ZM210 113V112H209ZM212 113V114H213ZM11 114V113H10ZM15 114V113H14ZM13 114V115H14ZM43 114V113H42ZM46 114H47V112H46ZM59 114V113H58ZM80 114V113H79ZM84 114H85V111H84ZM92 114V113H91ZM118 114V113H117ZM191 111H190V113H189V117L191 116V115H193V114H191ZM195 114V115H196ZM221 114H224V113H221ZM17 116H19L18 114H16ZM22 115H23V113H22ZM28 115V114H27ZM35 115H37V114H35ZM41 115V114H40ZM50 115H51V113H50ZM67 115H65V117L67 116ZM203 115V114H202ZM208 115H210L211 117H212V115L211 114H207V116ZM213 115V116H214ZM229 115V114H228ZM16 116V117H17ZM55 115H53V117H54ZM61 116V115H60ZM62 116H64V115H62ZM81 116V115H80ZM123 116V115H122ZM198 116V115H197ZM197 116H194L195 118H193V119H197ZM204 116V115H203ZM202 116V117H203ZM210 116H208V118L207 119H204L205 121H208V123H209V118H210ZM224 116H225V114H224ZM15 117V116H14ZM33 117V116H32ZM37 117V116H36ZM46 117V116H45ZM84 118H86L85 116H83ZM92 117H94L93 115H92ZM117 117V116H116ZM119 117H120V115H119ZM125 117V116H124ZM202 117H200V118H202ZM218 117V116H217ZM217 117L215 118V122H219L217 125L218 126H220L222 123L220 122V121H218V119H217ZM2 118V117H1ZM4 118H7V117H4ZM10 118H12V117H10ZM21 118V117H20ZM50 118H51V116H50ZM70 118V117H69ZM79 118H81V117H79ZM126 118V117H125ZM125 118H123V119H125ZM187 118H188V116H187ZM212 118H214V117H212ZM13 119V118H12ZM11 119V120H12ZM17 119V118H16ZM35 119V118H34ZM48 119V118H47ZM64 119V118H63ZM78 119V118H77ZM95 119V118H94ZM224 119V118H223ZM37 120V119H36ZM50 120V119H49ZM80 120H82V119H79V121ZM84 120V119H83ZM121 119H119L118 118V122H120V124H121V121H120ZM200 120H202V119H200ZM200 120H198L197 122H196V120H195V122H196V126H194L193 125V127H192V129L191 130H194V129H196V130H194V133H192V135L193 136H198V134L200 135V134H202V133H207V132H209V127L207 128V130H205L204 129V131L203 130H200L201 129V126H202V124L204 123V122H201ZM203 120V121H204ZM230 120V119H229ZM229 120H227V122L229 121ZM240 120V121H239ZM258 120V119H257ZM48 121V120H47ZM51 121H52V118H51ZM54 121V120H53ZM68 121H70V119L68 120ZM67 121V122H68ZM92 121H94V120H92ZM133 121V120H132ZM189 121H190V123H189ZM243 121V122H244ZM263 121V120H262ZM35 122V121H34ZM45 122V121H44ZM57 122V121H56ZM55 122V123H56ZM84 122H85V120H84ZM87 122V121H86ZM115 122V121H114ZM123 122V121H122ZM127 121H125L124 123H126ZM223 122V121H222ZM251 122H252V120H251ZM47 123V122H46ZM53 123V125H52V127H55L56 126V124L54 123V122H52ZM77 123H78V121H77ZM94 123V122H93ZM93 123H91V124H93ZM130 123V122H129ZM194 123V122H193ZM207 123V122H206ZM213 123V122H212ZM253 123V122H252ZM255 123H256V121H255ZM44 124V123H43ZM68 124V123H67ZM112 124V123H111ZM116 124V123H115ZM164 124H165V126H164ZM198 124V125H197ZM201 124V125H200ZM215 123H213V125H214ZM225 124V123H224ZM241 124H242V122H241ZM48 125H50L51 126V124H49L48 123ZM94 125V124H93ZM104 125H106V124H104ZM117 125V124H116ZM115 125V126H116ZM122 125H123V123H122ZM133 125V126H132ZM145 125V126H146ZM152 125V124H151ZM176 125V126H175ZM244 125V124H243ZM42 126H44V125H40V128H43ZM50 126H48V127H50ZM79 126H82V125H79ZM92 126V125H91ZM107 126H110V124L109 125H107ZM132 126V127H131ZM197 126H200V127H198L197 128ZM206 126V125H205ZM214 126H216V125H214ZM217 126V127H218ZM228 126L229 125H227V127L225 128V129H227L228 128ZM245 126H246V124H245ZM248 127H250V125H247ZM246 126V127H247ZM252 126V125H251ZM128 127V126H127ZM153 127H155V126H153ZM202 127H204V125L202 126ZM222 127V126H221ZM224 127V126H223ZM229 127V128H230ZM241 127V126H240ZM244 127V126H243ZM46 128V127H45ZM44 128V129H45ZM68 128V127H67ZM100 128H101V126H100ZM114 128V127H113ZM117 128H119L118 126H117ZM194 128V129H193ZM212 128V125H211V127H210V129ZM38 128H35V130H11V131H9V130H7V131H9V132H5V133H3L2 132V134H0V164H1V162L2 163H5V166L2 164V166L0 165V170H2L3 171V174H6V176L7 177H9V175L10 176H12V177H14V178H11V180H8V181H10V182H7L8 183V185L7 186H4V187H2L1 185H0V264H32L33 263V261L32 260H34L33 258L34 257H36V258H38L37 260V263H35V264H81L83 261L85 262V264H91V263H89V261L91 262L92 261V263H95V259H96V257H93L94 255H96V254H91L92 252H90V251H95L94 250V246H95V241H99V242H96L98 245H99V243H101V244H103V245H100V246H97V250H100V248L101 247H105L107 244L106 243H108L107 242V240H105V239H103V241L104 242H102L100 239L101 238H99V240H97V238H96V240L94 239H92V238H94V237H92L91 235H90V232H91V230H92V228H93V226H95V224H99L100 222H103V221H107L106 222V226H107V228L108 229H111V231H114L113 233L115 234V235H117L116 236V239H117V242H115V243H121L120 245H122L123 244V247H127L128 246V244H130V242H131V244L133 243V245H135V246H137L138 247V243H140L139 241H142V240H144V239H146L144 236L143 237H140V238H138L137 240H132V238L134 237V235H136L137 233L136 232H140V230L143 228L142 226H144V227H146L147 225L149 226L150 225V234H149V236L151 235V236H153V237H148V236H146L145 234V236L146 237H148V238H154L155 236L156 237H158V236H161V234L163 235L164 233H168V231H169V234L172 232L173 233V235L176 237V238H181V239H177V241L178 242H180L181 240H183L184 241V239H183V237L187 234V233H190L189 235H188V237H186V238H191V240H194L195 242H198V243H202V245H200V244H198V243H194V241H193V245H191V247H189L185 252H183L184 253V259L183 260H181L180 262H177L180 258L179 257H181V256H178V254L176 255V256H178V260L176 259V256H174V255H172L171 254V252H170V254H168V256H170V255H172V256H174V257H172L173 258V260L174 259H176L177 261H173V262H171V264H212L214 261V259L212 260L213 262H210L209 263V260L211 259L210 257H211V255L214 253V254H217L218 255V253H216V252H213L212 253V251H215V250H208V249H211L209 246L211 245V244H209V243H207V241L209 240V238H211L210 236H212V235H214V234H218V232L220 233H225V234H228V235H230L229 233L231 232V231H229L230 229H224V227H223V224H225L224 223V220H226L224 217H220V213H219V209H218V207L216 206V205H218V204H216V205H214L213 204V201H214V199H217V197L219 196V198L221 197V198H223L224 196H220V195H222L223 193H229V192H227V191H229V190H231L235 185H236V183H239L238 181H239V177H240V174H241V168L243 167L244 168V166L245 165H247V166H252L253 165V163H255V164H257V162H258V158H260L262 161H260V162H263V164H264V145H262V147L261 146H256L257 144H258V140L260 139V137H263L262 135L263 134H261V132H259V133H256V135L254 136V134H253V137H252V135H251V137H252V139L250 138V137H247V136H245L243 133H242V131H240L241 133H235V132H232L231 134H229V135H227V134H225L226 135V137H225V135H224V137L226 138V139H224V141H227L226 142V145L224 146V148H222V150H219V146H221L222 147V145H219L218 147H214L213 149H211V151H209V153L210 154H205L204 153V155H203V153L202 154H200L201 153V151H203V149H201V151L200 150H198L199 152H197V151H195V152H197L196 154H197V156H198V153H199V155H202V156H206V157H204V158H207V156L209 155V158H207L205 161H207V163H205V161H203L202 159H203V157H201L202 159H200L201 161H202V163H205V164H202L201 162H199L200 160H197V161H194V160H191V162H199L200 164H198V165H193V163H192V165H193V167L195 168V169H197V170H195V169H191V167H190V171L192 170L193 172H187V174H185V173H182V172H177V173H173V174H171L170 172H167V169H169V168H167V169H165L166 168V165L167 164H169L170 162H168L169 160L168 159H163V160H161L160 162L159 161H157V162H155V164H157L155 167H154V169L153 170H151L153 167H150V169H149V171L147 170V172H144V175L142 176V179L141 180H137L136 181V183L134 184L135 185V187L133 188H131V189H128L129 191H127V192H125V193H129L128 195H130L129 196V199L127 200V204H126V206H125V208H123V209H121L120 211H118V212H114L115 210H113V213L112 214H108L109 216L107 217L106 215H102V213L101 212H98L97 214L95 213V210H96V208H98V206H96L95 207V205L94 204H92V205H87V204H82V198H80V195H79V193L77 194L79 197H77V195H76V203L74 202V199L75 198H72V194H74L73 192L74 191H72V190H74V189H78L77 188V186H79V184H77V182L76 181H78L77 180V177L78 176H80V174H83V173H85V172H83L82 173V169H80V171H77V168H80L79 166H81V168H83L82 166H85L84 164H86V162H85V160H83V156H85L86 157V155L88 154V152L87 153H82L81 151H82V149L79 151V152H81L82 154L80 155V156H82L83 158L81 159V157L80 156H77V149H78V145H79V142L81 141H83V134H79L78 135V132H77V134L76 135H78V137L75 139L74 137H73V133H75V131H73V133H71L70 135H72V137L70 136V135H68V136H70V137H68L69 139L68 140H65L66 139V135H63V131H61V133L62 134H60L59 136H57V135H55V134H52V133H54V132H52V131H47V129L46 130H44V129H42V130H40V129H38ZM54 129V128H53ZM59 129V128H58ZM79 129V128H78ZM110 129V128H109ZM149 129V128H148ZM158 129V128H157ZM198 129V130H197ZM214 129V128H213ZM212 129V130H213ZM224 128L223 129H221V130H224V131H221V132H225L226 130H225ZM243 129H245L246 130V128H242V130ZM250 129V128H249ZM5 130V129H4ZM103 130V129H102ZM116 130V129H115ZM212 130H210V131H212ZM230 130H232V128L230 129ZM239 130H241V128L239 129ZM251 130V129H250ZM264 130V129H263ZM262 130V131H263ZM2 131V130H1ZM79 131V130H78ZM88 131V130H87ZM112 131V130H111ZM119 131L117 132L118 134H119ZM244 131V130H243ZM65 132V131H64ZM67 132V131H66ZM114 132V131H113ZM112 132V133H113ZM146 132V131H145ZM145 132H143V133H145ZM160 132H162V133H160ZM165 132V133H164ZM216 132H217V130H216ZM228 132V131H227ZM250 132V131H249ZM90 133V132H89ZM109 133V132H108ZM121 133V132H120ZM142 133V134H143ZM164 133V134H163ZM213 135H215L214 134V132H211ZM211 133H208V134H211ZM248 133V132H247ZM263 133H264V131H263ZM49 134H52V136L50 135V137H52V138H50L49 137ZM114 134V133H113ZM118 134H114V135H118ZM163 134V135H162ZM218 134H221V133H218ZM47 135V136H46ZM110 135H111V133H110ZM126 135H123L122 134V137L123 136H126ZM202 135H204V134H202ZM201 135V136H202ZM213 135H211L212 137H213ZM244 135V136H243ZM48 137V139L50 138V140H49V143L47 142L46 144L48 145V146H46V148H48L47 150H44L43 152H44V154L43 155H41L42 153V149H39L38 148V150H40V151H38L37 149H35V148H30V149H28L27 150V152H30V151H38V152H40L39 154V156L38 157H40V156H44V158H42V159H44L45 161L44 162H42L43 164H40L41 165V167H43V168H40V167H38V164H36V163H39V162H41L42 160H41V157L40 158H38V161H36L35 160V162L36 163H31V161L28 163V161H26V159L24 158V155H26V154H28V153H25L23 156L22 155H18L17 157L15 156L16 155V150H17V148H18V144L16 145L15 143H17V142H15V139H16V141H18V137L20 138V137H26V138H32V139H35L36 140V143H37V139L39 140V139H41V138H43V137ZM75 136V135H74ZM91 136V135H90ZM107 136H108V134H107ZM119 136H121V135H119ZM119 136H117V137H119ZM200 136V137H201ZM205 136V135H204ZM207 136V135H206ZM215 136H217V134L215 135ZM219 136V135H218ZM222 136V135H221ZM221 136L220 137H216V138H219V139H221ZM260 136V137H259ZM86 137H88V136H86ZM101 137H103V136H101ZM101 137H100V140H101ZM109 137V136H108ZM108 137H106L105 136V138H107L106 140L107 141H109V142H112V140L111 139H113V137H111L110 139H108ZM115 137V136H114ZM130 137H134V138H131L130 139ZM158 137V138H157ZM167 137V138H166ZM192 137V136H191ZM212 137H210V138H212ZM37 138V139H36ZM105 138H104V140H105ZM124 138V137H123ZM145 137H143L142 138V141H141V143H139L138 144V146L137 147H134V149L132 150V149H130V150H132V152L133 153H131V151L130 152H128L127 154H130L131 156H132V154H134L135 153V156L137 155V154H139V151L140 152H142V153H144V152H149V151H147V150H149V146L147 145V141L148 140H146V139H144ZM154 138V139H153ZM156 138L158 139V140H156ZM196 138H198V137H196ZM250 138V139H249ZM256 138H258V139H256ZM23 139V138H22ZM25 139V138H24ZM47 138H44V140H46ZM75 139V140H74ZM114 139H116V141H117V139H120V138H114ZM186 139H189V138H186ZM263 139V138H262ZM97 141H98V138L96 139ZM127 140V141H128ZM138 140V139H137ZM195 140H197V139H195ZM200 140V139H199ZM255 140H257V144L256 143H254V141ZM264 140V139H263ZM24 141V140H23ZM31 140H29V142H30ZM88 141V140H87ZM103 141V140H102ZM120 141V140H119ZM126 141V140H125ZM134 141V140H133ZM188 141H190V139L188 140ZM194 141V140H193ZM192 141V142H193ZM217 141V140H216ZM224 141H220V142H223L224 143ZM252 141V142H251ZM262 141V140H261ZM39 142V141H38ZM94 143L93 144H95L96 142L95 141H93ZM106 142V141H105ZM118 142V141H117ZM135 142V141H134ZM163 142V141H162ZM168 142V141H167ZM187 142V141H186ZM191 142V143H192ZM212 142V141H211ZM44 143V142H43ZM98 143H100V141L98 142ZM103 143V142H102ZM101 143V144H102ZM131 143H133L132 141H131ZM131 143H128L127 145H129V144H131ZM151 143V142H150ZM174 143V144H173ZM176 143V144H175ZM188 143V146L187 147H189V143L190 142H187ZM190 143V144H191ZM205 143H207V142H205ZM204 143V144H205ZM249 143H251L250 145H252V146H256L257 148H259V149H255L254 151L255 152H257L258 150H262L261 152L262 153H260L259 155V157L257 156V157H255L254 158V156L255 155H253V152H252V154H251V152H249V153H242V152H240L241 151V149H243L246 145L248 146V144ZM262 143H264V142H262ZM24 144V143H23ZM30 144V143H29ZM90 144H91V142H90ZM92 144V145H93ZM97 144V143H96ZM109 144V143H108ZM112 144H113V142H112ZM111 144V145H112ZM125 144V143H124ZM193 144V143H192ZM191 144V145H192ZM203 144V145H204ZM209 145H210V143H208ZM215 144V143H214ZM80 145H82V144H80ZM88 145V144H87ZM100 145V144H99ZM110 145V144H109ZM120 145V144H119ZM123 145V144H122ZM149 145H151V144H149ZM183 145V144H182ZM180 146V147H183V146ZM187 145V144H186ZM190 145V146H191ZM194 145V144H193ZM36 146V145H35ZM94 146V145H93ZM101 146V145H100ZM112 146H114V145H112ZM123 146H125V145H123ZM122 146V147H123ZM179 146V145H178ZM216 146V145H215ZM43 147H45V146H42V148ZM91 147V146H90ZM97 147H99V146H97ZM118 146H114V148H109V151H110V149H111V154H113V153H116V152H114V151H116V149H119V148H121V146H119L118 148H117ZM129 147V146H128ZM174 147V148H173ZM179 147V148H180ZM186 147V148H187ZM25 148V147H24ZM45 148V149H46ZM85 148H87V147H85ZM85 148H83V150H85ZM101 148V147H100ZM99 148V149H100ZM104 148V147H103ZM154 149V150H157V151H159L158 149ZM184 148H185V146H184ZM201 148V147H200ZM218 148V149H217ZM250 148V147H249ZM263 148V149H262ZM91 149V148H90ZM172 149L170 150V151H172ZM181 149V148H180ZM207 149V148H206ZM97 150V149H96ZM122 150V149H121ZM120 150V151H121ZM134 150H136V151H134ZM151 150V149H150ZM168 150H166L170 155H171V152L170 151H168ZM186 149H184V151H185ZM240 150V151H239ZM34 151V152H35ZM87 151H89V150H87ZM117 151H119V150H117ZM156 151V152H157ZM161 151V150H160ZM159 151V152H160ZM181 151V150H180ZM179 150L178 151H172V152H180ZM186 151H191V150H186ZM222 151V152H221ZM13 152V153H12ZM33 152V154L34 155H31V156H35V153ZM92 152V151H91ZM113 152V153H112ZM151 152H153V151H151ZM155 152V153H156ZM159 152H157V153H159ZM162 152V153H163ZM205 152V151H204ZM219 152H221V154L219 153ZM240 152V153H239ZM45 153H47V154H45ZM97 153V152H96ZM137 153V154H136ZM156 153V154H157ZM168 153H163V155L162 156H164V154H165V156H166V154H168ZM242 153V154H241ZM18 154V153H17ZM21 154V153H20ZM80 154V153H79ZM84 154H86V155H84ZM91 154V153H90ZM95 154V153H94ZM144 154H148V155H152V154H150V153H144ZM169 154L167 155L168 157H169ZM183 154V153H182ZM255 154V153H254ZM30 155H28V156H30ZM36 155H37V153H36ZM89 155V154H88ZM92 155V154H91ZM99 155V154H98ZM126 155V154H125ZM140 155V154H139ZM143 155V154H142ZM181 155V154H180ZM256 155H258V154H256ZM8 156V157H7ZM94 156V155H93ZM106 156H108L109 157V155H106ZM105 156V157H106ZM111 156H113V155H111ZM110 156V157H111ZM131 156H130V158H131ZM154 156H156V155H154ZM157 156H158V154H157ZM160 156H161V154H160ZM161 156V157H162ZM177 156V154H175V156L174 157H176ZM26 158H27V156H25ZM46 157V158H45ZM88 157H90V156H88ZM97 157V156H96ZM100 157V156H99ZM104 157V158H105ZM125 157V156H124ZM138 157V155L136 156V158ZM140 157V156H139ZM144 157H146L147 158V156L145 155V156H143L142 158H144ZM167 157V158H168ZM173 157V156H172ZM31 158V157H30ZM91 158V157H90ZM123 158V157H122ZM128 158H129V156H128ZM128 158H126L125 160L127 161V160H131V159H128ZM135 158V159H136ZM141 158V157H140ZM157 158H159V157H157ZM180 158V157H179ZM182 158V157H181ZM184 158V157H183ZM187 158V157H186ZM190 158V157H189ZM196 158V157H195ZM3 159V160H2ZM28 159V158H27ZM33 159H35V158H33ZM40 159V160H39ZM61 159H63V161H64V163H62V167L64 168V170H66L67 171V174H66V176H63V179L61 180V181H64V185H66L67 186V188L65 189V192L64 191H62V192H60L61 190H58L57 188H55V186L54 185H52L53 183H51L50 185H49V183L47 184V183H45L44 182V179H43V177H42V172L40 173V174H42L41 176L39 175V176H37L38 175V173H36V171H40V170H42L43 171V169L44 168H49V167H54V166H56L57 167V165H58V163H61V162H59ZM79 159H81V161H79ZM85 159V158H84ZM107 159V158H106ZM111 159V158H110ZM171 159V158H170ZM185 159V158H184ZM190 159H192V158H190ZM30 160H32V158L30 159ZM83 160V161H82ZM90 160V159H89ZM123 160V159H122ZM125 160H123V161H125ZM134 159H132V161H133ZM137 160H138V162L137 161H133V162H137L136 163V165L138 164H140L141 163V161L142 162H144V161H146V160H150V159H146L145 160V158L144 159H142L141 161H139L140 159H138L137 158ZM144 160V161H143ZM174 160V159H173ZM4 161H6V162H4ZM32 161H34V160H32ZM112 161V160H111ZM110 161V162H111ZM174 161H176V160H174ZM82 162H84V164H82ZM89 162H91V160L89 161ZM94 162V161H93ZM109 162V163H110ZM118 162H120V160H118ZM129 162V161H128ZM154 162V161H153ZM185 162V161H184ZM102 163V162H101ZM104 163H107V162H104ZM117 163V162H116ZM121 163V162H120ZM123 163V162H122ZM124 163H126V162H124ZM130 163V162H129ZM146 163V162H145ZM144 163V164H145ZM89 164V163H88ZM97 164H100V163H97ZM97 164H94V165H97ZM115 164V163H114ZM114 164H113V166H114ZM118 164V163H117ZM128 164V163H127ZM131 164H132V162H131ZM134 164V163H133ZM150 164H152V163H150ZM173 164V163H172ZM182 164V163H181ZM243 164H244V166H243ZM258 164H262V163H259L258 162ZM59 165H61V164H59ZM125 165V164H124ZM137 165V166H138ZM152 165H154V164H152ZM174 165V164H173ZM177 165V164H176ZM203 165H206V166H203ZM45 166V167H44ZM108 166V165H107ZM135 166V165H134ZM137 166H135V167H137ZM142 166V165H141ZM172 166V165H171ZM260 166V165H259ZM262 166V165H261ZM85 167H88L87 165L85 166ZM95 167V166H94ZM133 167V166H132ZM133 168V170L132 171H134L135 169H138L139 168V171L141 170V169H145L146 167H140V165H139V167H137V168ZM175 167V166H174ZM253 167V166H252ZM256 168H257V166H255ZM46 168V169H47ZM100 168V167H99ZM109 168V167H108ZM147 168H149V167H147ZM180 168V167H179ZM255 168V169H256ZM40 169V170H39ZM50 169V168H49ZM53 169H55V168H53ZM58 169V168H57ZM57 169H56V171H54L55 173L56 172H59V171H57ZM84 169V168H83ZM96 169V168H95ZM107 169V168H106ZM174 169V168H173ZM182 169H184V167L182 168ZM186 169V168H185ZM58 170H60V169H58ZM97 170H100V169H97ZM130 171H131V169H129ZM187 170V169H186ZM2 171H0L1 173H2ZM52 171V170H51ZM96 171V170H95ZM131 171V172H132ZM63 172V171H62ZM87 172V171H86ZM250 172V171H249ZM47 173H49V172H47ZM47 173H45V174H47ZM96 173H97V171H96ZM95 173V174H96ZM98 173H99V171H98ZM115 173V172H114ZM123 173V172H122ZM133 173V172H132ZM140 173H141V171H140ZM253 173V174H252ZM16 174H18L17 176H15ZM58 174V173H57ZM65 174V173H64ZM90 172H89V174H87L88 176H90ZM94 174V175H95ZM119 174V173H118ZM126 174V173H125ZM135 174H136V172H135ZM143 174V173H142ZM141 174V175H142ZM256 174H257V171H256V173L255 172H251V173H249V175H252V176H248V174H247V178H249V177H256ZM14 175V176H13ZM101 175H102V173H101ZM104 175V174H103ZM107 175V174H106ZM121 175V174H120ZM134 175V174H133ZM137 175V174H136ZM139 175V174H138ZM254 175V176H253ZM261 175H263V174H261ZM260 175V176H261ZM58 176H60V175H58ZM92 176V175H91ZM96 176V175H95ZM99 176V175H98ZM116 176H119V175H116ZM115 176V177H116ZM159 176H161V180H157L158 178L157 177H159ZM164 178H163V177ZM258 176V175H257ZM264 176V175H263ZM2 177V176H1ZM0 177V178H1ZM6 177V178H7ZM81 177H85L86 178V176H81ZM104 177V176H103ZM119 177H121L122 179H123V174L121 175V176H119ZM119 177H118V179H117V181L119 180ZM133 177V176H132ZM135 177H137V176H135ZM246 177V176H245ZM254 177V178H255ZM262 177V176H261ZM99 178H101L100 176H99ZM98 178V179H99ZM107 178H108V176H107ZM114 178V177H113ZM113 178H111V179H113ZM120 178V179H121ZM153 178H157V179H155V180H157V182L155 181L154 183L153 182H151L154 186H152L153 188H152V190H153V192H151L152 193V197L150 198L149 196H147V188L149 187V181H148V179H152V181H153ZM264 177H262V179H260L259 177H256L255 178V184H254V188H253V192H252V194L255 196V197H257L256 198V200H261V201H257V202H255V205H253V206H255V207H261L262 208V210L264 211V179H263ZM2 179V178H1ZM15 179H17V180H15ZM110 179V180H111ZM138 179V178H137ZM165 179V180H164ZM242 179V178H241ZM2 180H4V179H2ZM6 180V181H7ZM81 180V178L79 179V182H81L80 181ZM85 180V179H84ZM106 180V179H105ZM128 180H130V178L128 179ZM248 180H251L250 178L249 179H247V180H242V181H248ZM252 180H254V179H252ZM120 181V180H119ZM56 182V181H55ZM99 182H101V181H99ZM122 182V181H121ZM245 182V183H246ZM251 183H252V181H250ZM1 183H3V182H1ZM0 183V184H1ZM87 183V182H86ZM59 184V183H58ZM81 184V183H80ZM109 184H112V183H109ZM118 184V183H117ZM117 184L115 183L114 185H116L117 186ZM120 184V183H119ZM123 184V183H122ZM128 184V183H127ZM239 184H241V188H242V186H243V182L242 183H239ZM238 184V185H239ZM250 184V183H249ZM253 184V183H252ZM5 185V184H4ZM17 185H21V187H23L22 189H20L22 192H23V194L24 193H26L25 195H27V192L29 193L28 194V197H29V195H30V204L31 205H29L28 204V206H25V203L23 202V199L25 198L24 196L25 195H23L22 196V192H21V194L19 195V193H18V191L16 190V188L18 189V187H17ZM55 185H57V184H55ZM60 185V184H59ZM63 185V186H64ZM90 185V184H89ZM92 185V184H91ZM96 185V184H95ZM114 185H112V186H114ZM121 185V184H120ZM133 185V186H134ZM246 185H248V183H246ZM245 185V186H246ZM249 186H251V184L249 185ZM61 186H59V188H60ZM80 187H81V185H80ZM90 187H92V186H90ZM95 187V186H94ZM96 187H98V186H96ZM103 187H104V185H103ZM106 187H108V186H106ZM105 187V188H106ZM122 187V186H121ZM124 187H126V185L124 184V186H123V188ZM83 188V187H82ZM88 188V187H87ZM100 188H102V186L100 187ZM103 189V191L104 190H106V189ZM114 188V187H113ZM151 188V187H150ZM237 188H239V187H237ZM245 188H247V187H245ZM63 189V188H62ZM89 189V188H88ZM92 189H94V188H92ZM108 190H112V189H109V188H107ZM125 189V188H124ZM250 189V188H249ZM252 189V188H251ZM64 190V189H63ZM79 190V189H78ZM87 190V189H86ZM89 190H91V189H89ZM88 190V191H89ZM101 190V189H100ZM108 190H106L105 192H107ZM118 190V189H117ZM152 190H149V192L150 191H152ZM237 190V189H236ZM243 190H244V188H243ZM102 191V192H103ZM125 191V190H124ZM231 191H233V190H231ZM238 191H241V190H238ZM249 191H251V190H249ZM77 192V191H76ZM92 192H94V191H92ZM102 192H100V193H102ZM116 193H118V191H115ZM86 193V192H85ZM108 193H110V192H108ZM115 193V194H116ZM122 193H123V191H122ZM124 193V194H125ZM151 193L150 194H148V195H151ZM240 193H242V192H240ZM239 193V194H240ZM112 194V193H111ZM119 194V193H118ZM243 194V193H242ZM128 195H126V197L128 196ZM236 195V194H235ZM241 195V194H240ZM244 195V194H243ZM243 195L241 196V197H239V195H237L238 197H232V198H234L235 199V202L237 201L238 202V200H236V198H238L239 200H240V198H242L243 197ZM246 195H248V193L246 194ZM88 196H90V195H87V197ZM114 196V195H113ZM117 196V195H116ZM120 196V195H119ZM245 196V195H244ZM260 196V197H259ZM24 197V198H23ZM82 197V196H81ZM91 197V196H90ZM90 197H88V198H90ZM106 197H108L107 199H109V197L110 196H106ZM149 197V198H148ZM230 197V196H229ZM229 197H228V200L229 201H233V200H230L229 199ZM249 197H251V196H249ZM261 197H262V199H261ZM28 198V199H29ZM114 198V197H113ZM124 199L125 197H121L120 199ZM246 197H244V198H242V200H240L241 202H238V203H242V201L245 199ZM258 198H260V199H258ZM102 199V198H101ZM101 199H99V200H101ZM103 199H105V198H103ZM111 199V198H110ZM246 199H249V198H246ZM97 200V199H96ZM112 200H114V199H112ZM223 200V202H224V199H222ZM254 200V199H253ZM253 200H252V202H253ZM90 201V200H89ZM106 201H109V200H106ZM218 201H219V199H218ZM218 201H215V202H217L218 203ZM226 201V200H225ZM228 201V202H229ZM249 201H250V199H249ZM26 202V201H25ZM28 202V201H27ZM91 202V201H90ZM99 202V201H98ZM117 202H119V200L117 201ZM223 202H221L220 201V203H223ZM235 202H231V203H235ZM246 202V201H245ZM252 202L250 203V205L252 204ZM84 203V202H83ZM86 203V202H85ZM92 203V202H91ZM106 203H109V202H106ZM122 203V202H121ZM120 203V204H121ZM219 203V204H220ZM226 203V202H225ZM230 203V204H231ZM238 203H236L234 206H236V205H240V204H238ZM244 203V202H243ZM249 203V202H248ZM90 204V203H89ZM99 203H97L96 205H98ZM101 204V203H100ZM254 204V203H253ZM116 206H117V203L115 204ZM122 205V204H121ZM220 205H222V204H220ZM229 205V204H228ZM245 205H247V204H245ZM101 205H99V207H100ZM105 206H107V204L105 205ZM109 206H111V205H109ZM124 205H122L121 207H123ZM234 206H232V204L231 205H229V206H226V205H224L223 206V208L225 207H234ZM104 207V206H103ZM221 207V206H220ZM246 207V206H245ZM249 207V206H248ZM252 208L253 210L254 209H256V208ZM234 208H238L237 206L236 207H234ZM101 209H103L102 207H101ZM100 209V211H102ZM111 209V208H110ZM222 209V208H221ZM220 209V210H221ZM243 209V208H242ZM257 209H259V210H261L260 208H257ZM223 210H225V209H223ZM235 210V209H234ZM237 210V209H236ZM235 210V211H236ZM245 210V209H244ZM248 210H251V208H248ZM252 210V211H253ZM258 210V211H259ZM35 211V212H34ZM52 211V212H51ZM68 211V212H67ZM225 211H229V210H225ZM240 211V210H239ZM243 211V210H242ZM262 211V212H263ZM31 212H33V213H37V216L35 215V214H31ZM63 212V214H65L64 212H66V213H70L69 214V217L67 218L66 217V219L67 220H69V223L68 222H66L67 224H70L71 225V229H70V231L68 230V233L65 235V234H63V235H61L62 237H59L58 236V227H60L61 226V223H63V224H66V223H64L65 221H63V220H65V218H61L62 220H59V218H60V213H62ZM107 212V211H106ZM251 212V211H250ZM254 212L255 213H257L256 212V210H254ZM262 212H260V213H262ZM110 213V212H109ZM225 213V212H224ZM232 213V212H231ZM245 213H246V211H245ZM248 213V212H247ZM246 213V214H247ZM253 213V212H252ZM254 213V214H255ZM31 214V215H30ZM42 216H41V215ZM234 214V213H233ZM238 214V213H237ZM264 214V213H263ZM263 214H259L258 216H260V215H262V218H264L263 217ZM34 215V216H33ZM66 215V214H65ZM215 215H219V216H215ZM223 215V214H222ZM225 215H227L226 213L223 215V216H225ZM242 215V214H241ZM241 215L239 216V217H241ZM244 215V214H243ZM64 216V215H63ZM245 216V215H244ZM226 217V216H225ZM234 217V216H233ZM232 217V218H233ZM237 217V216H236ZM252 217V216H251ZM227 218V217H226ZM243 218V217H242ZM241 218V219H242ZM257 217H255V219H256ZM239 219V218H238ZM245 219H247V218H245ZM254 219V220H255ZM59 221L61 222L60 224H59ZM63 221V222H62ZM256 221V220H255ZM261 221V220H260ZM230 222H232V221H230ZM105 223V222H104ZM132 224L131 226H128V227H124V225L125 224ZM241 223V222H240ZM257 223V222H256ZM153 224V225H152ZM227 224V223H226ZM229 224H231V223H229ZM251 224V223H250ZM262 223H260V225H261ZM228 225V224H227ZM234 225V224H233ZM238 225V224H237ZM240 225V224H239ZM124 227L125 229H121V227ZM141 226V227H140ZM245 226V224L243 225V227ZM248 226V225H247ZM251 226H254V228H255V224L253 223ZM257 226H259V225H257ZM262 226H264V225H262ZM65 227V226H64ZM70 227V226H69ZM242 227V228H243ZM62 228H63V226H62ZM62 228H60V229H62ZM228 228V227H227ZM231 228H232V226H231ZM234 228H237V229H241L239 226H237V227H234ZM248 228V227H247ZM251 228V227H250ZM250 228H248V229H250ZM253 228V229H254ZM66 229H69V228H67L66 227ZM102 229V228H101ZM144 229V228H143ZM146 229H148V228H146ZM256 229H258V227L256 228ZM260 229H261V227H260ZM64 230V229H63ZM103 230H106L105 229V227H104V229ZM120 230H122V231H124V236H122V237H120L118 234L120 233ZM259 230V229H258ZM62 231V230H61ZM87 231V232H86ZM224 231V232H223ZM244 231V230H243ZM243 231H242V233H243ZM249 231V230H248ZM251 231H252V229H251ZM262 231V230H261ZM63 232V231H62ZM119 232V233H118ZM147 232V231H146ZM164 232V233H163ZM210 232H212V233H210ZM237 232V230H235V233ZM256 232V231H255ZM258 232H260V231H258ZM66 233V232H65ZM102 233H104V231L102 232ZM102 233H100V234H102ZM107 233H109V232H107ZM148 233V232H147ZM167 233H166V235H164L163 237H159L160 239L161 238H163V239H165L166 238V236H167ZM192 233L193 234H196L195 236L194 235H192ZM220 233V234H221ZM239 233V232H238ZM241 233V232H240ZM250 233V232H249ZM254 233V232H253ZM263 232H261V234H262ZM110 234V233H109ZM121 234V233H120ZM201 234H202V238H204L205 239V244L208 246H203V242L201 241L200 242V239H202L201 238ZM210 234V235H209ZM251 234V233H250ZM257 234V233H256ZM261 234H260V236H261ZM83 235H85V237L83 236ZM104 235L106 236V234L104 233ZM108 235V234H107ZM233 235H236V234H233ZM246 235V234H245ZM249 235V234H248ZM263 235V234H262ZM66 236H69V237H66ZM98 236H100V235H98ZM133 236V237H132ZM172 235H170L169 237H171ZM217 236H219V235H217ZM216 236V237H217ZM225 236V235H224ZM109 237H110V235H109ZM120 237V238H119ZM132 237V238H131ZM156 237L154 238V240H156ZM168 237V238H169ZM207 237H209V238H207ZM226 237H228V236H225V239H226ZM234 237V236H233ZM255 237H257V236H255ZM91 238V239H90ZM111 238V237H110ZM130 238H131V240H130ZM142 238V239H141ZM175 238V239H176ZM206 238L208 239V240H206ZM219 238H221V237H219ZM218 237L216 238V239H219ZM230 238V237H229ZM236 238H238V237H236ZM243 238V240H239V238L238 239H236L237 241H235V244L233 245V243H231V242H228V243H231L232 244V246H235V251L234 252H236V251H238L239 249L240 250H242L243 248L242 247H244V246H250L251 248H252V246L251 245H248L249 244V242H251V240L252 239H250V241H249V238H248V240H246V238H244V237H242L241 236V239ZM253 238V237H252ZM121 239V240H120ZM141 239V240H140ZM174 239V240H175ZM212 239H214V238H212ZM212 239L210 240V242L212 241ZM233 239V238H232ZM257 239V238H256ZM258 239H260V240H262L263 239V237L262 238H258ZM147 240H149V239H147ZM172 240V239H171ZM180 240V241H179ZM190 240V241H191ZM231 240V239H230ZM229 240V241H230ZM259 240V241H260ZM93 241V243L94 244H92V245H94V246H92L90 243ZM109 241V240H108ZM119 241V242H118ZM156 241H158V240H156ZM176 241V240H175ZM145 242H146V240H145ZM149 242H151V241H149ZM149 242H148V244H149ZM154 242V241H153ZM166 241L165 240H162V241H160V242H158L157 244H156V246L153 248L154 250H152V248H151V250L152 251H158V254H160L159 252H162V253H169L168 252V249L170 250V249H172V248H166L167 246H165L166 245V243H165ZM169 242V241H168ZM170 243V242H169ZM175 243V242H174ZM190 243V242H189ZM212 243V242H211ZM221 243H223V242H221ZM228 243H226V244H228ZM262 243V242H261ZM91 245V246H88V245ZM141 244V243H140ZM145 243H143V246L145 247L146 245H144ZM147 244V243H146ZM197 244V245H196ZM209 244V245H208ZM251 244H253L252 242H251ZM259 244V243H258ZM257 244V245H258ZM111 245V244H110ZM132 245V246H133ZM151 245V244H150ZM169 245V244H168ZM175 245L177 246V244L175 243ZM180 245H182V243H180ZM179 245V246H180ZM190 245V244H189ZM220 246H221V244H219ZM257 245H254V246H256L257 247ZM108 246V245H107ZM131 246V247H132ZM148 246V245H147ZM169 246H171V245H169ZM176 246H174L175 248H180L179 246L178 247H176ZM184 246H186V245H184ZM200 246H202V247H200ZM227 246V245H226ZM225 246V247H226ZM52 247V248H51ZM93 249H92V248ZM98 247H99V249H98ZM110 247V246H109ZM131 247H129V248H131ZM141 247V246H140ZM203 247H205V248H203ZM212 247V246H211ZM216 247H218V245L216 246ZM222 247V246H221ZM228 247H230V246H228ZM242 249H241V248ZM249 247V248H250ZM264 247V246H263ZM133 248V247H132ZM183 248L184 247H182V250H183ZM207 248V249H206ZM233 248V247H232ZM246 248H248V247H246ZM245 248V249H246ZM92 249V250H91ZM121 249V248H120ZM135 249V248H134ZM139 249V248H138ZM226 249H228V248H226ZM244 249V250H245ZM96 250V251H97ZM105 250V249H104ZM110 250V249H109ZM126 250V249H125ZM124 250V251H125ZM144 250V249H143ZM151 250H149V251H147V253H149V252H151ZM225 250V249H224ZM248 250V249H247ZM255 250V249H254ZM100 251H102V250H100ZM119 251V250H118ZM120 251H122V252H119L120 254H122V255H124L123 254V250H120ZM138 250H136V251H134V252H137ZM140 251V250H139ZM138 251V252H139ZM253 251V250H252ZM251 251V252H252ZM99 252V251H98ZM115 252V251H114ZM126 252V251H125ZM133 252V253H134ZM175 252H178V250L177 251H175ZM240 252V251H239ZM246 252V251H245ZM244 252V253H245ZM260 252V251H259ZM99 253H101V252H99ZM103 253H105V251L103 252ZM112 253V252H111ZM117 253V252H116ZM119 253H118V255L115 257H112L111 255L112 254H114V253H112V254H110L109 253V255H106L105 254V256H103V254H101L102 255V258H100V259H102L101 261H103V260H105L106 262V264L108 263V264H121V263H123V261H121V260H123V259H121L120 258V256L121 255H119ZM132 253V254H133ZM161 253V254H162ZM179 253V252H178ZM224 253V252H223ZM225 253H227L226 255H228V253L229 252H225ZM238 253V252H237ZM236 253V254H237ZM241 253V252H240ZM242 253H243V251H242ZM247 253H248V251H247ZM129 254V253H128ZM131 254V253H130ZM154 254H156V253H154ZM158 254H156V255H158ZM173 254H174V252H173ZM220 254L221 253H219V255L218 256H220ZM232 254H233V251H232ZM232 254H230L229 255V257L232 255ZM235 254V253H234ZM246 254V253H245ZM261 254V253H260ZM264 254V253H263ZM93 255V256H92ZM100 255V254H99ZM100 255V256H101ZM127 255V254H126ZM146 255V254H145ZM163 255V254H162ZM223 255V254H222ZM254 255V254H253ZM133 256V255H132ZM131 256V257H132ZM148 256H150V255H148ZM151 256H153V255H151ZM150 256V257H151ZM165 256V255H164ZM238 256V255H237ZM243 256H246V255H243ZM103 257H106V258H104L103 259ZM119 257V258H118ZM122 257H124V256H122ZM145 258H146V256H144ZM149 257V258H150ZM162 257V256H161ZM166 257V256H165ZM183 257V256H182ZM232 257V256H231ZM234 257H235V255H234ZM234 257H232V258H234ZM239 257H241V256H239ZM247 257V256H246ZM264 257V256H263ZM35 258V259H36ZM127 258H129V257H127ZM133 258V257H132ZM148 258V259H149ZM152 258V257H151ZM244 258V257H243ZM249 258V257H248ZM84 259V260H83ZM92 259H94V260H92ZM158 259V258H157ZM157 259H154V261H156ZM169 259V258H168ZM225 259H227V258H225ZM236 259H237V257H236ZM235 259V260H236ZM97 260V262L96 263H98V262H101V261H98V259H96ZM133 260V259H132ZM162 260V259H161ZM161 260H157V261H161ZM166 260H167V258H166ZM170 260H172V259H170ZM229 260H231L230 258H229ZM239 261L241 260V259H238ZM94 261V262H93ZM141 261H143V259L141 260ZM148 261V260H147ZM153 261V262H154ZM165 261V260H164ZM211 261V260H210ZM227 261V260H226ZM242 261H243V259H242ZM130 262H132V261H129V263ZM230 263H232L233 261L231 260V261H229ZM248 262V261H247ZM246 262V263H247ZM95 263V264H96ZM125 263V262H124ZM150 263V262H149ZM167 263V262H166ZM237 263H239V262H237ZM245 263V262H244ZM34 264V263H33ZM99 264H101V263H99ZM104 264V263H103ZM128 264V263H127ZM134 264V263H133ZM141 264H144V263H141ZM151 264V263H150ZM248 264H264V258H262V257H255L254 259L252 258V260L250 259V262L248 263Z\"/></svg>", "mask_w": 264, "mask_h": 264}, {"label": "rangeland", "instance_id": "374dc122", "mask_svg": "<svg viewBox=\"0 0 264 264\" xmlns=\"http://www.w3.org/2000/svg\"><path fill=\"white\" fill-rule=\"evenodd\" d=\"M20 1V3H17V4H19L20 6H22V7H24L23 9L25 10V8L28 10L30 7H29V3H28V1L26 2V0L24 1V0H19ZM18 1V2H19ZM47 1V2H46ZM45 1V4L43 5V11H42V15H41V13H39L38 14V11H36L35 9H34V11H36V12H34L31 8L29 9V13L25 16L24 15V17H26V18H24L23 19V17H21V19L23 20H21L20 18H17L18 20L16 21L15 20V26L12 28L13 29V31H14V38L16 37V38H21V39H16V44L15 43H13L14 45V47H11L10 48V50L6 47H4L3 45H1L0 47H1V49L2 48H5V50H0V53H1V51H3L1 54H0V62H1V60H2V57H4V55H5V57H6V54H5V52H7V51H9V52H7V54L8 55H15L16 57H17V55H18V53H19V57L20 58H23L24 57V54H26V55H28V56H31L30 54L32 53H34V51L32 50V49H34V48H36L35 49V55H32L31 57H33V58H31L32 60H36L38 57H41V58H38L39 59V61H40V63L43 65V68H41V69H43L42 71H40L41 73H43L44 72V76H43V74H38V73H40V72H38V73H34V75L35 74H37V76L36 77H31V80L30 81H28L29 83H27L26 82V85H28V87H23V86H26V85H24L25 83L24 82H20L19 80L17 81V79H18V73H20V71L19 70H21V69H24V71H23V73H30V71H28V68H29V70H31L33 67H36V65L34 66V64L31 62H26V63H23V59H22V63L23 64H21L20 65V67H18L17 68V70L18 71H8V73H11V74H9V78H14V76H15V78L14 79H12L13 81L14 80H16L15 82H18V84H16V88L15 87H13L14 89H17V90H14V93L12 92L11 93V91H13V88L10 90L9 88H8V85H7V82H1L0 81V90L1 91H6L4 94H3V92H0V134H2V132L3 133H7V132H9V131H11V130H35V128H38V129H40V130H42V129H44L45 127V129L44 130H46L47 129V131L49 130V131H52V132H54V133H52V134H55V135H57V136H59L60 134H62L61 133V131H63V135H66V139L65 140H68L69 138L68 137H72V135H73V137L76 139L77 137H78V135L79 134H83L82 136H83V141L81 142H79V147H78V149H77V156H80L82 153H87L88 152V154L86 155V154H84V155H86V157L85 156H80L81 157V159L83 158V160H85V162H86V164H84V162H82V164H84L85 166L87 165L88 167H85V166H82L83 168H81V166H79L80 168H77V171H80V169H82V173L83 172H85V173H83V174H80V176H78L77 177V180L78 181H76L77 182V184H79V186H77V188L79 189H74V190H72V191H74L73 193L74 194H72V198H75L74 199V202L76 203V195L79 193V195H80V198H82V204H87V205H92V204H94L95 205V207L96 206H98V208H96V210H95V213L97 214L98 212H101L102 213V215H106L107 217L109 216L108 214H112L113 213V210H115L114 212H118V211H120L121 209H123V208H125V206H126V204H127V200L129 199V196L130 195H128L129 193H125V192H127V191H129L128 189H131L132 187L134 188L135 187V183H136V181L137 180H141L142 179V176L144 175V172H147V170L149 171V169H150V167H153L151 170H153L154 169V167L157 165V164H155V162H157V161H161V160H163L164 158L165 159H168L169 161L168 162H170L169 164H167L166 165V168L165 169H167V168H169V169H167V172H170L171 174H173V173H177V172H182V173H185V174H187V172L189 173H191V172H193L192 170L193 169H195L194 167H193V165H198V164H200L199 162H201L202 163V161L200 160V159H202L201 157H203V161H205L207 158H209V155L207 156V158H204V157H206V156H202V155H199V153H198V156H197V152H199L198 150H200L201 151V149H203V151H201V153L200 154H202L203 153V155H204V153L206 154H210L209 153V151H211V149H213L214 147H218L219 145H222V147L221 146H219V150H222V148H224V146L226 145V142L227 141H224V139H226L225 137H226V135L225 134H227V135H229V134H231L232 132H235V133H241L240 131H242V133L245 135V136H247V137H250L251 139H252V137H253V134H254V136L256 135V133H259V132H261V134H263L262 136L263 137H260V139L258 140V144H257V140H253L254 141V143H256L257 145L256 146H261L262 147V145H264V143H262V142H264V133H263V129H264V118H256L255 120H253V119H250V121L248 120V123H246L244 120H239L240 121V123H238V124H240V126H238V125H236V126H234V128L231 126L230 127V121H231V118H230V108L229 107H231V105H233L234 103L233 102H235V103H237L238 101H239V99H241V98H238L240 95L242 96L243 95V93H245V89H246V91L247 90H251L250 88H252V87H254V88H257L256 86H261L262 87V85H264V70H263V68H264V57H262V55L264 56V43H262V42H264V22H261L260 21V19H261V15L263 14H261V15H254V16H258L257 18H258V21L260 22V23H258V21H257V18L255 17V18H251V16L253 15V14H251V13H249L248 12V10L247 9H250L251 8V6L253 5L254 6V3H252L251 1H253V0H231V2H230V4H228L227 6H230V5H232V6H230L231 7V9H230V7H229V9H228V7H227V11H221L220 13H221V16L219 15V13L217 14V12L215 11V13H214V11L212 12V13H210L211 11H207V12H205V10H203V9H205V7H204V1H203V3L201 2L202 0H181L182 1V3H188L189 4V6H190V3L191 2H193V5L192 6H188V5H183V7L185 6V7H187L188 6V8L187 9H185V8H183V11H182V9L181 10H179V11H177V12H175V11H173V9L175 8L174 6H176L178 9H179V6H177V4H174V2L175 3H177L178 1H180V0H169V1H167V0H161V2H160V0H146L147 2H149L150 1V3H146L144 6L143 5H138L139 7H140V9H138L139 7L138 6H136V7H131L130 8V6L129 7H126L125 5H127V2H129V0L127 1H125V0H121L122 2L123 1H125V2H123V3H121V4H123V5H121L119 2V4H116L115 6L116 7H114V5H110V9H111V12H109V13H106L105 11H102L101 12V14H109V15H107V16H105L104 18L106 19V20H102V18L101 17H97L98 15H97V13H94V12H97L98 11V13H100V8L98 7V4H96V0H95V7H94V4H92V2L94 1H92L91 0V2H89V1H87V0H46ZM48 1H50V2H48ZM74 1V2H73ZM82 1V2H81ZM84 1V2H83ZM120 1V0H119ZM156 1H158V2H156ZM167 1V2H166ZM181 1L180 2H178V3H181ZM187 1V2H186ZM197 1V2H196ZM238 1H240V2H238ZM263 1V0H262ZM261 1V2H262ZM21 2H23V3H21ZM66 2V3H65ZM79 2V3H78ZM152 2V3H151ZM165 2V3H164ZM236 2V3H235ZM253 2H256V1H253ZM258 3H260L259 2V0L257 1ZM26 3H28V4H26ZM73 3V4H72ZM75 3V4H74ZM87 3V4H86ZM164 3V4H163ZM233 3H235V5L233 4ZM25 4V5H24ZM65 4V5H64ZM67 4V5H66ZM150 4H152V5H150ZM241 4V5H240ZM255 4H257V3H255ZM24 5V6H23ZM70 5V6H69ZM72 5V6H71ZM79 5H82L83 7H79ZM120 5H121V9H120ZM154 5H156V6H154ZM159 5V6H158ZM161 5V6H160ZM163 5H165V6H167V5H169L168 7H165V6H163ZM199 5V6H198ZM248 5V6H247ZM49 6V7H48ZM59 6H62L61 8H62V10L60 9L59 10ZM141 6H143V7H141ZM153 6V7H152ZM172 6H173V8H172ZM235 6L237 7V8H235ZM240 6H241V8H240ZM47 7V8H46ZM58 9H57V8ZM67 7V8H66ZM69 7H71V9L69 8ZM75 7V8H74ZM123 7V8H122ZM149 7H152V8H149ZM157 7V8H156ZM200 7V8H199ZM65 8V9H64ZM85 11V12H83L82 11V9ZM95 8H98V9H96V10H94ZM125 8H126V10H125ZM149 8V9H148ZM155 8V9H154ZM172 8V9H171ZM200 10H199V9ZM202 8V9H201ZM49 9V10H48ZM56 9H57V11H56ZM77 9V10H76ZM87 9V10H86ZM116 9V11L115 12H112V11H114ZM119 9V10H118ZM146 9H148L147 11H146ZM153 9V10H152ZM162 9H164V10H162ZM171 9V10H170ZM195 9V10H194ZM235 9H237V10H235ZM26 10V11H27ZM38 10V9H37ZM53 10V11H52ZM73 10V11H72ZM141 10V11H140ZM150 10H152V11H150ZM62 12V13H60V12ZM68 11V12H67ZM75 11V12H74ZM77 11H80V12H82V13H80V12H77ZM135 11V12H134ZM137 11H139V13L137 12ZM146 11V12H145ZM155 11V12H154ZM173 11V12H172ZM183 13H182V12ZM200 11V12H199ZM204 11V12H203ZM244 11V13H246L245 15H240V14H244V13H242V12ZM31 12L32 13H36V15L37 16H39V20L40 19H45V18H47V19H45L47 22H46V24L44 25L45 27L47 26V24H49V23H53V24H49V26H51V29H43V28H41V27H43V23H44V21L43 22H40V21H38V19H36L37 17H35V14H32L31 15ZM46 12H48V13H46ZM51 12V13H50ZM57 12V13H56ZM65 12V13H64ZM125 12V13H124ZM129 12V13H128ZM137 12V13H136ZM141 12H144V13H142L141 14ZM198 12V13H197ZM203 12V14H201ZM229 12H231V13H229ZM238 12V13H237ZM73 13V14H72ZM76 15H75V14ZM90 13V14H89ZM93 13H94V15H93ZM111 13V14H110ZM113 13V14H112ZM128 13V14H127ZM153 13V14H152ZM167 13H169V14H167ZM175 13V14H174ZM190 13V14H189ZM206 13H209V14H206ZM213 13H214V16H212L213 15ZM226 13H228V14H226ZM233 13V14H232ZM236 13V14H235ZM63 14V15H62ZM65 14V15H64ZM79 14V16H77ZM80 14H83V15H80ZM87 14V15H86ZM89 14V15H88ZM116 14H118V16L116 15ZM121 14V15H120ZM137 14V15H136ZM171 14H173L171 17H172V19H169V16L171 15ZM198 14V15H197ZM222 14H223V16L226 18V20L222 17ZM251 14V15H250ZM45 16V17H41V16ZM54 16V15H56V17H58L57 18V20H56V17H52V16ZM58 15V16H57ZM59 15L61 16V17H59ZM85 15V16H84ZM111 15V16H110ZM133 15H135L134 17H133ZM141 15V16H140ZM146 15H148V16H146ZM149 15H151V16H149ZM155 17H154V16ZM167 15H168V17H167ZM221 19V20H215V19H218V18H215V17H217V16ZM229 15H232L231 17H229ZM250 15V16H249ZM29 16H33L32 17V19L29 17ZM72 16V18H74V19H72V20H75V19H78L79 20V22H77L76 24H74V25H69V24H67V27L63 24V22L62 23H58L57 24V22H58V20H60L59 18H69V17H71ZM75 16V17H74ZM82 18H81V17ZM87 16V17H86ZM91 16L92 17H95V18H93V20H92V18H91ZM108 16H109V18H110V20L108 19ZM120 16V17H119ZM194 16V17H193ZM196 16H198L200 19H201V17H203L204 19H208V21H207V23H208V27L210 28V29H212V27H213V29L216 27H219V26H221V27H219V28H217V29H219V31L218 30H216V28H215V31H216V33H217V31H218V33H217V37H218V41H219V43L221 44V47H222V45H223V47L221 48V50H220V52H218L219 53V55H222L223 56V54H225V55H227L228 57H231V56H233V55H231L233 52V54H234V57L231 59V58H228L227 59V56H224L223 58H222V61H221V59H219V58H221L222 56H220V57H213L212 59H208L207 60V63H210L211 64V62H209V61H213V63H214V59L215 60H217L218 62H219V64H220V66L218 65V63L217 62H215L214 63V65H213V63L209 66V64H207L206 63V66H205V63H204V66L205 67H201V69H199V68H197L198 70L197 71H194L195 69H193V70H191L192 72H194L193 74L195 75V73L197 74V75H195L194 77L195 78H197V80H194L195 82H197V81H200V80H202V81H200V82H203V83H198V85H197V88L195 87V92H199V90L198 89H200L201 87H202V85L204 86L205 85V87H206V84H207V86H209V87H204L202 90H200V93L202 92V91H204V92H202V94L203 93H205V95L203 96V95H201V97L199 96L200 94L198 93L197 94V96H196V94H194L195 92H193V94H191V95H189V96H191V98L189 97H187V98H185V100H183V102H185V101H189V103L191 102V104H193V105H191V107H195L196 106V108H195V110L194 109H192V108H190V106H188V104L187 103H184L183 104V102H182V104H181V106H179V109H180V107L182 108V107H184L183 109H181L180 110V113L182 112V113H184V112H186V113H184L185 115H183V114H181L183 117L184 116H186V117H184V118H186V119H189L192 123H190V121H189V123L191 124V125H188L189 126V130H188V128L186 127V130L185 129H183L182 131L184 132V134H185V131H190V133L192 132V133H194V130H196V129H194V130H191L192 129V127H193V125L194 126H196V122L198 121V120H200V119H202V120H200L201 122H204L203 124H202V126L204 125V127H202L201 126V129L200 130H203L204 131V129L205 130H207V128L209 127V132H207L206 134L205 133H202V134H204V135H202V134H198V136H193L192 135V133L190 134L191 136H187L186 138H189L190 139V141H188L189 139H184L185 141L184 142H182L181 141V143L183 144H180L179 142H176V143H178V145H176L178 148H177V150H176V148H174V149H172V151H180V152H172V151H170V150H168V149H166V150H168V151H170L171 152V155L166 151V150H164V152H163V149H165V148H163V144H165L164 145V147L166 146V144H168L169 142H171L169 139L168 140H162V139H160L159 141V143H158V141L155 143L154 141H155V139H154V141L150 138V139H146L148 136H151L152 134H151V132H149L150 130H152L153 129V131L154 130H161V129H163V130H165L166 128H162V127H160L159 128V126H157L156 124H155V122L156 121H152V122H154V123H150V122H148L149 124H145L144 125V127H145V131H143V132H145V133H139L140 135L137 137H135V139H133V140H128L127 138H128V136L125 134V133H123L121 130H123V128L126 130L127 128L129 129L130 128V124H133V125H135L134 124V122L136 123V118L135 119H130V118H128V116H129V114H127V113H125V115H124V113H122V112H125V111H128V110H132V108L130 107L131 105H133V104H131V103H127L126 101L128 100V98H129V100H131L132 98H137L136 97V95H138L139 93H141L140 91H142V90H140L142 87L143 88H145L144 90H143V92H147V89H149V88H155L154 90H155V92L157 93L158 91H161V88H160V85H156V84H160V82H156V83H153V84H151V79L153 80V76L152 75H154V74H156L157 72H153V71H155V68H159V65L161 64V66L163 65H166L165 67L167 68V69H163V76H166V74L171 70H168L169 69V67L170 66H175V68H181L180 70H183L182 68L184 67L185 68V65L184 66H182L181 65V63H184V61H181V60H183L184 59V56L187 54H185V52H183V53H181L182 51H181V49H184V43L182 44V41H180L181 39V37L183 36V34L185 33V31L183 32V30H181V29H178L179 28V26H177V25H179L178 23H180V22H182L184 19H189V20H192L191 21V23L195 20V19H198ZM205 16H207V17H205ZM239 16H241V19H240V17ZM261 16V17H260ZM50 17V18H49ZM88 17H90V19L88 18ZM96 17L100 20H97L96 19ZM107 17V18H106ZM113 17H115V18H113ZM119 17V18H118ZM130 17H132V18H130ZM170 17V18H171ZM184 17H186V18H184ZM188 17V18H187ZM191 17H193V18H191ZM211 19H209V18ZM246 17H248V18H246ZM250 17V18H249ZM51 18L53 19V20H51ZM82 20H81V19ZM101 18V19H100ZM111 18H113V20L111 21ZM145 18V19H144ZM164 18H166L165 19V22L164 21H162V20H164ZM184 18V19H183ZM242 18H246V19H242ZM71 19V18H70ZM118 19V20H117ZM131 19V20H130ZM137 19V20H136ZM144 19V20H143ZM152 19V20H151ZM160 19H162V20H160ZM223 19V20H222ZM237 19H239L238 21H237ZM251 19V20H250ZM253 19V20H252ZM255 19V20H254ZM263 19H264V17H263ZM263 19H261V20H263ZM30 20V21H29ZM33 20H36V22L35 21H33ZM88 20V21H87ZM90 20V21H89ZM94 20H96V21H94ZM101 20L103 21V23L106 25V26H104V24L103 23H101ZM135 22H134V21ZM141 20V21H140ZM159 20V22H157ZM168 20H169V25L167 24L168 23ZM171 20V21H170ZM212 20H215L214 22H216V23H218L217 25H215V23L213 22V24L212 25H210L209 23L212 21ZM234 20V21H233ZM236 20V21H235ZM249 20V21H248ZM29 22V23H26V22ZM52 21H56V22H52ZM94 21V22H93ZM109 21V22H108ZM133 22V23H131V25L129 24L130 22ZM138 21V22H137ZM144 21V22H143ZM177 21H178V23H177ZM186 21V20H185ZM184 21V23H188L189 21H186L185 22ZM242 21H244L243 22V24L246 22V25H245V28L244 27H241V25L243 26V24H240V22ZM16 22H18L17 24H16ZM20 22H23V23H20ZM33 23V22H35V23H33V24H30V23ZM90 22H92V23H90ZM123 22V23H122ZM124 22H126V24H129V26L128 25H126V24H124ZM128 22V23H127ZM147 22L148 23H150L151 22V25L150 24H147ZM162 22V23H161ZM174 22V23H173ZM237 22H238V24L240 25V26H238L237 25ZM253 24H252V23ZM39 24V23H41V24H39V28H40V30H46V31H48V32H42V31H39V29H38V27L37 26H35V27H31V26H33V25H37V24ZM79 23V25H77ZM95 23H96V26L95 27H93V25H95ZM101 23V24H100ZM112 23V24H111ZM114 23H117L116 25H118V23L119 24H124L123 26L122 25H119L120 27H118V26H114L115 24ZM146 23V24H145ZM153 23H155V24H153ZM157 23H160V24H157ZM171 23H173V24H171ZM177 23V24H176ZM184 23H181V24H183L184 25ZM212 23V22H211ZM220 23H222V24H220ZM250 23V24H249ZM255 23H257L258 25H257V28H256V24ZM263 23V24H262ZM22 24V25H21ZM24 24V25H23ZM30 24L31 26H28V25ZM110 24V25H109ZM114 24V25H113ZM138 25L139 27L137 28V26H132V25ZM144 24V25H143ZM180 24V28H181V25ZM220 24V25H219ZM248 24V25H247ZM252 24V25H251ZM259 24H261L260 25V28H259ZM21 25V26H20ZM58 26V28L57 27H52V26ZM79 26V27H77V26ZM82 25V26H81ZM127 27H126V26ZM143 25V26H142ZM158 25V27H155V26H157ZM161 25V26H160ZM166 25H168V26H166ZM213 25H215V26H213ZM219 25V26H218ZM236 25L238 26V28L236 27ZM28 26V27H27ZM60 26V27H59ZM64 26V27H63ZM70 26H75L76 28L74 29V27H71L70 28ZM84 26L86 27L83 31H81V29L82 28H84ZM90 26V27H89ZM109 26H111L112 27V29L113 28H115V27H117V29L115 30V29H113V30H115V32L114 31H112V29H109V30H107L108 29V27ZM173 26V27H172ZM177 26V27H176ZM233 26H234V28H237V29H239V30H236V29H234L233 28ZM247 26V27H246ZM249 26H253V27H251V29H248V27ZM17 27L18 28H21V30L20 29H17ZM28 29H27V28ZM92 27H93V29L94 30H92ZM111 27H109V28H111ZM123 27V28H122ZM136 27V28H135ZM167 27V28H166ZM29 28H30V30H31V32H33V33H36L35 31H36V29H38L37 30V32L38 33H36V34H33V36L32 37H34V38H32V39H27V38H30L31 37V35L32 34H28V35H23V33H20V32H26L27 30H29ZM64 28V29H63ZM102 28H104V30L102 29ZM105 28H107V29H105ZM130 28H132V29H130ZM151 28V29H150ZM177 28V30H179V31H177V30H175V29ZM208 28V30H210ZM241 28H242V30H243V28H244V30H243V32L242 31H240L241 30ZM253 28V29H252ZM26 31H25V30ZM33 29H34V31H33ZM52 29H54V30H52ZM56 29H57V32H58V34H56L57 32H56ZM59 29V30H58ZM66 29H67V31H66ZM68 29H69V31H68ZM72 29H74V30H72ZM80 29V31H78ZM86 29H88V30H86ZM120 29H122V32L120 31ZM125 29H127V30H125ZM134 29V30H133ZM152 30V31H149V32H147L148 30ZM247 29V30H246ZM258 31H257V30ZM17 30V31H16ZM20 30V31H19ZM22 30H24V31H22ZM103 30V31H102ZM106 30V31H105ZM110 30L112 31V32H110ZM172 30H175V31H172ZM236 30V31H235ZM253 30V31H252ZM51 31H53V32H55V35L57 36H59L60 35V37H57V39L56 38H52L53 36H55L54 34H50V33H53V32H51ZM61 31H62V33H61ZM72 31H76V32H72ZM88 31V32H87ZM91 31V32H90ZM124 31V32H123ZM130 31V32H129ZM134 31V32H133ZM136 31V32H135ZM155 31H158L157 32V35L158 36H156V32ZM170 31H171V33H170ZM245 31V32H244ZM255 31V32H254ZM257 31V32H256ZM77 32H78V34H77ZM80 32V33H79ZM84 32V33H83ZM154 32H155V34H154ZM161 32H162V34H161ZM172 32H175V33H172ZM235 32H238V34L239 35H237V33H235ZM240 32V33H239ZM249 32V33H248ZM39 33L41 34V35H39ZM43 33V34H42ZM48 33V34H47ZM86 33V34H85ZM113 35H112V34ZM127 33V34H126ZM144 33H146V34H144ZM168 33V34H167ZM169 33L171 34V35H169ZM182 33V34H181ZM204 33H206V32H204ZM222 33V34H221ZM227 33H229V34H227ZM231 33V34H230ZM48 35L49 36V38H48V36H46V35ZM107 34V35H106ZM111 34V35H110ZM115 34H117V35H119V36H115ZM124 34V35H123ZM126 34V35H125ZM136 34V35H135ZM143 34V35H142ZM151 34H154V35H151ZM164 34V35H163ZM181 34V35H180ZM220 34V35H219ZM233 34H234V36H233ZM241 34V35H240ZM249 36H248V35ZM21 35H22V37H21ZM44 35H45V37H47V38H45L44 37ZM53 35V36H52ZM106 35V36H105ZM132 37H131V36ZM146 35H148V36H146ZM149 35H150V37L152 38H150L149 37ZM222 35H224V36H222ZM229 35V36H228ZM51 36V37H50ZM62 36H65V37H62ZM67 36H70V37H67ZM108 36V37H107ZM155 36V37H154ZM168 36V38H165V37H167ZM170 36V37H169ZM240 36V37H239ZM245 36H248V37H245ZM24 37H26V42H25V40L24 41H21L22 40V38H24ZM37 37V38H36ZM109 37H111V38H109ZM117 37V38H116ZM123 37V38H122ZM135 37V38H134ZM147 37V38H146ZM234 37H236L235 39H234ZM239 37V38H238ZM242 37V38H241ZM260 37V38H259ZM42 38H43V40H42ZM63 38V40H60V39H62ZM67 38V39H66ZM76 38V39H75ZM114 38H116V39H114ZM120 38H122V39H120ZM143 38V39H142ZM175 38V39H174ZM245 38H247V40L245 41ZM257 38H259V39H257ZM262 38V39H261ZM40 39L42 40V42H40ZM44 39L46 40L45 42H44ZM71 39V40H70ZM110 39H112V40H110ZM123 39H128L127 41L126 40H123ZM145 39V40H144ZM153 40V41H151V40ZM158 41H157V40ZM160 39H162V40H160ZM166 41H165V40ZM220 39V40H219ZM242 40V41H240V40ZM255 39H257V40H255ZM20 40V41H19ZM38 40V41H37ZM140 40V41H139ZM173 40V41H172ZM221 40H223V41H221ZM243 40L246 42V44L244 43H242L243 42ZM255 40V41H254ZM263 40V41H262ZM28 41V42H27ZM30 41V42H29ZM49 41V42H48ZM58 41V42H57ZM87 43H86V42ZM107 41H108V43H107ZM118 41V42H117ZM119 41H122V42H119ZM148 41H150V42H148ZM154 41H156V42H154ZM162 41V42H161ZM173 43H172V42ZM181 42V43H179V42ZM228 41V42H227ZM235 42V44H237L236 45V47H234V44L232 45L230 42ZM256 41H258V42H256ZM25 42V43H24ZM32 42H36V44L38 43V42H40V44L38 43V45H36L35 46V44H34V47H31V46H33V44H32ZM53 42H55V43H53ZM65 42V43H64ZM75 42V43H74ZM113 42V44H110V43H112ZM128 42H129V44H128ZM134 42H136V43H134ZM138 42H142V43H138ZM144 42V43H143ZM146 42H148L147 43V45H146ZM171 42V43H170ZM227 42V43H226ZM251 42V43H250ZM0 43H2V41H0ZM22 43H24V44H22ZM51 43H53L52 45L53 46H58V47H56L55 46V49H54V47L51 45ZM60 43V44H59ZM85 43V44H84ZM89 43V44H88ZM115 43V44H114ZM156 43V44H155ZM163 43V44H162ZM174 43H177L176 45L177 46H175V44ZM224 43H226L225 45H224ZM229 43V44H228ZM254 43V44H253ZM17 44H18V46L19 47H17ZM20 44H21V46H20ZM29 44H31V45H29ZM84 44V45H83ZM88 44V45H87ZM106 44H108L107 46H106ZM111 46H110V45ZM124 44V45H123ZM133 44V45H132ZM161 44H162V46H161ZM166 44H168V45H166ZM181 44H182V46H181ZM261 44V45H260ZM49 45V46H48ZM61 45V46H60ZM78 45H81V47L79 48V46ZM95 46V48H94V46ZM96 45H98L99 46V48L100 49H96V48H98V46H96ZM112 45H114V46H112ZM119 45V47H117ZM126 45V46H125ZM132 45V46H131ZM135 45H137L136 47L137 48H134V46ZM153 45H160L159 47H156V46H153ZM170 45H171V49L170 48H168V46L170 47ZM178 45H180L179 47H178ZM227 45H230L231 47H234V49L235 50H230V46L228 47ZM240 45V46H239ZM25 46H30V48L29 49H31V53L30 52H28V50H27V47H25ZM44 46V47H43ZM47 46V47H46ZM86 46H89V47H87V49H86V51L88 50V48H89V50H91L92 48H94V49H92V52H94L93 50H95L97 53L98 52H100V53H96V52H94V53H92L91 51H89L88 53H84V52H86L84 49L86 48ZM92 46V47H91ZM110 46V47H109ZM142 46V47H141ZM143 46H144V48H143ZM150 46V47H149ZM166 46V47H165ZM24 49V50H22V48ZM38 47V48H37ZM83 47V48H82ZM112 47V48H111ZM139 47V48H138ZM153 47V48H152ZM162 47H164V48H162ZM226 49H225V48ZM238 47V48H237ZM241 47H242V49H241ZM259 47V48H258ZM262 47H263V50H262ZM15 48H16V51H15ZM26 48V49H25ZM49 48V49H48ZM59 48V50H57ZM77 48H79V49H81V50H77ZM102 48V49H101ZM108 48V49H107ZM150 48V49H149ZM166 48H168L167 50H171V51H176L177 49V51L176 52H179V53H181V54H183L184 56H182L181 54L179 55V53H176V54H178V56L179 57H177V56H175L174 55V57H171V58H173V59H171L170 58V56L173 54H169V51H167V53H166V57H165V55H163L164 54V52L166 51ZM240 48V50H238ZM12 49V50H11ZM46 49V50H45ZM48 49V50H47ZM51 49V50H50ZM60 49H62L61 51H60ZM76 49V50H75ZM106 51H105V50ZM127 49V50H126ZM132 49H133V51H132ZM156 49V50H155ZM165 49V50H164ZM173 49V50H172ZM227 49H229V50H227ZM256 49V50H255ZM42 50H44L43 52H42ZM52 50L54 51V52H52ZM74 50V51H73ZM109 50V51H108ZM122 50V51H121ZM123 50H126L124 53H122L123 52ZM148 50H151L152 52H150V51H148ZM155 50V51H154ZM160 50H163V51H160ZM224 50V51H223ZM228 51V52H225V51ZM255 50V51H254ZM12 51V52H11ZM18 51H20V52H18ZM24 51V52H23ZM47 53H46V52ZM58 51V52H57ZM80 51L83 53H80ZM103 51H105V53L103 52ZM136 51V52H135ZM158 51V52H157ZM170 51V52H171ZM184 51V50H183ZM221 51H223L224 53H222ZM22 52L24 53L23 55H22ZM26 52H28V53H26ZM64 52V53H63ZM108 52H110V53H108ZM131 52V53H130ZM162 52V53H161ZM236 52H238L237 54H235ZM251 52H253L254 53V55H253V53H251ZM256 52H257V54H256ZM15 53V54H14ZM41 53V54H40ZM46 53V54H45ZM60 53H61V55H60ZM66 53V54H65ZM79 53H80V55H79ZM107 53V54H106ZM133 53H135L137 56H140L141 54L142 55H145L146 56V58L143 60V59H141V61H140V63L138 62V64L136 65L135 64V62L133 61L134 60V56H135V54H133ZM149 53V54H148ZM152 53V54H151ZM221 53V54H220ZM241 53V54H240ZM259 53V54H258ZM55 54V55H54ZM64 54V55H63ZM92 56H91V55ZM103 54H105V55H103ZM125 54H128V55H130V56H128V55H125ZM133 56H132V55ZM148 54V55H147ZM159 54H161L163 57V61H162V59H160L161 58V55H159ZM170 55V56H168V55ZM239 54V55H238ZM262 54V55H261ZM11 55V56H12ZM20 55H22V57L20 56ZM39 55V56H38ZM44 55V56H43ZM81 55H84L85 57L83 58V56H81ZM94 55H99L98 57H96V56H94ZM107 55H109V56H107ZM122 55V56H121ZM150 55V56H149ZM151 55H153V56H151ZM157 55V56H156ZM235 55H238V56H240V57H237V56H235ZM243 55V56H242ZM261 55V56H260ZM35 56H37V57H35ZM43 56V57H42ZM86 56H87V58H86ZM130 57L129 59H131L130 61H129V59L127 58V57ZM245 56V57H244ZM254 56V57H253ZM4 57V58H5ZM93 57V58H92ZM116 57V59H114ZM153 57H156V58H158V59H156V58H153ZM160 57V58H159ZM183 57V59H181ZM244 57V58H243ZM35 58V59H34ZM45 58V59H44ZM61 58V59H60ZM86 58V59H85ZM133 58V59H132ZM149 58V59H148ZM151 58V59H150ZM166 58V59H165ZM170 58V59H169ZM249 58H254V59H256L257 61L256 62H259L258 64L255 62V60L253 59H250V60H252L253 62L252 63H256V64H254L255 65V69H252V70H254L253 72H251V74H248L247 75V78H245V72H246V70L245 69H251L250 67L252 66L251 64V62L248 60ZM263 58V59H262ZM88 59H89V61H88ZM90 59H92V60H90ZM94 59V60H93ZM119 59H122V60H119ZM123 59H125V61L123 60ZM153 59V60H152ZM155 59V60H154ZM168 59V60H167ZM181 59V60H180ZM235 59H237V60H235ZM242 59H247V61H245V63H247L248 61H249V64H246V65H249V66H243V64H245L244 63V61H242V63H240V67H241V69H239L240 67L239 66H237L238 64H239V62H240V60H242ZM24 60H26V59H24ZM44 60V61H43ZM47 60H51V62L49 61V63H47L48 61ZM151 60V61H150ZM160 60L162 61V62H164V63H162V62H160ZM166 60V61H165ZM169 60H172V61H176L174 64H177V65H171L170 63H169ZM221 61V63H220V61ZM259 60V61H258ZM42 61V62H41ZM53 61H55V62H53ZM58 61H59V63H58ZM154 61L156 62H159L160 64L157 66H154V65H149L148 66V64L150 63V62H153L154 63ZM172 61H170V62H172ZM178 61L179 62H181V63H178ZM227 61H229V62H227ZM237 61V62H236ZM44 62V63H43ZM52 62H53V64H52ZM86 62V63H85ZM90 62H92V65H91V63ZM94 62V63H93ZM121 62H122V64H121ZM125 62V63H124ZM130 62V63H129ZM144 62V63H143ZM156 62V63H157ZM223 62H224V64H223ZM234 62H236V63H234ZM54 63H57V64H54ZM128 63H129V65H128ZM152 63V64H153ZM170 65H169V64ZM226 63V64H225ZM230 65H228V64ZM29 65V67L28 66H25V65ZM31 64H33L32 66H31ZM52 64V65H51ZM131 64H134V65H131ZM233 64V65H232ZM22 65H23V67H22ZM50 65H51V67H50ZM89 65V66H88ZM91 65V66H90ZM94 65V66H93ZM143 65V66H142ZM180 65H181V67H180ZM242 65V66H241ZM253 65V66H254ZM256 65L258 66V69H260L261 67V69L263 70V72H262V70H261V72H260V70H258V69H256L257 67H256ZM31 66V67H30ZM38 66H40V65H38ZM37 66V67H38ZM48 66V67H47ZM126 66V67H125ZM133 66V67H132ZM142 66V67H141ZM152 66H154L153 68H151ZM160 66V67H161ZM177 66H179V67H177ZM208 66V69L206 68ZM217 66V67H216ZM222 66H225L228 70H229V68L231 69V73H230V71H227V69H225V68H223ZM1 67V66H0ZM22 67V68H21ZM47 67V68H46ZM85 67H91L90 69H88V68H85ZM95 67V68H94ZM141 67V68H140ZM148 67V68H147ZM150 67V68H149ZM164 67V68H165ZM214 67V68H213ZM216 67V68H215ZM220 67L221 68H223L224 70L222 71V73H221V71L220 70H222V69H220ZM233 67H239L237 70H235ZM245 69H244V68ZM3 67H1L0 68V71L1 70H3L2 69ZM40 68H38L39 70H40ZM137 68H139V69H137ZM147 68V72L146 71H144L145 69ZM203 68H206V70L205 69H203ZM253 68V67H252ZM37 69V70H38ZM122 69H123V71H122ZM133 69H135L134 71L135 72H132V70ZM187 68H185L184 69V71H182V72H185V70H186ZM210 69V70H209ZM234 69V70H233ZM244 69V70H243ZM36 70V69H35ZM47 72H46V71ZM120 70V71H119ZM140 70V71H139ZM151 70V71H150ZM168 70V71H167ZM179 70V71H180ZM233 70V71H232ZM22 71V70H21ZM26 71V72H25ZM156 71H158V70H156ZM165 71L167 72L166 74H165ZM199 71H200V73H201V71H206L205 73H207V75H208V77H204V76H207L206 74L204 75V73H199ZM212 71V72H211ZM238 71V72H237ZM241 71V72H240ZM244 71V72H243ZM256 71V72H255ZM258 71V72H257ZM2 72V71H1ZM0 72V73H1ZM57 72V73H56ZM119 72V73H118ZM121 72V73H120ZM151 73V74H149V73ZM154 74H153V73ZM209 72H211V75H210V73ZM218 72V73H217ZM221 74H220V73ZM227 72V75L228 76H224V74ZM235 72H237L236 74H235ZM23 73L22 74H20V75H23ZM52 73V74H51ZM143 73V74H142ZM147 73V74H146ZM239 73H243V75H242V77H241V75L239 74ZM255 73H257V74H255ZM2 74H4L3 72H2ZM6 74V73H5ZM54 74V75H53ZM129 74V75H128ZM146 74V75H145ZM150 75V77H151V79L149 78V75ZM200 74V75H199ZM220 75V76H218V75ZM231 74L233 75V77H230L231 76ZM234 74L235 75H237V77L236 76H234ZM93 75V76H92ZM132 75V76H131ZM142 75V76H141ZM145 75V76H144ZM148 75V76H147ZM204 75V76H203ZM245 75V76H244ZM4 76H6V75H4ZM43 78H42V77ZM46 76V77H45ZM113 76V77H112ZM124 76V77H123ZM128 76V78L126 79V77ZM144 76V77H143ZM154 76H156V75H154ZM222 76H224L225 77V79H227V82L225 83L224 81H221V84H220V87H216V86H218L219 85V82H220V80H225V79H223L224 77H222ZM258 76H260V78L258 77ZM41 77V78H40ZM53 77H55V78H53ZM89 77V79H87ZM116 77V78H115ZM121 79H120V78ZM132 77V78H131ZM138 79H137V78ZM141 77H143V78H141ZM146 77V78H145ZM206 78V80H208V79H210V80H208L210 83H211V86L212 87H210V83L209 82H207L206 83V80L204 79V81H203V79H201V78ZM213 77H214V79H215V81H212V79H213ZM217 77H219V78H217ZM226 77H228V78H230V79H228V78H226ZM235 77H236V79H238L237 81H233V79H235ZM239 77H241L240 79H246V80H244V81H241L240 79H239ZM244 77V78H243ZM262 77V78H261ZM34 78H36V79H34ZM49 78L50 79H52V80H55V82L54 81H50L49 80ZM92 78V79H91ZM118 78V79H117ZM124 78V79H123ZM136 79V80H133V79ZM156 78H158V77H156ZM155 78V80H154V82L157 80ZM208 78V79H207ZM251 78H253V79H251ZM257 78H259V79H261V80H257L256 81V79ZM32 79H34V80H32ZM112 79H116L115 81L114 80H112ZM123 79V80H122ZM130 79V80H129ZM140 79V80H139ZM146 79H148V80H146ZM249 79V80H248ZM250 79L253 81V80H255L254 81V84H252V85H248L249 83H251V82H249L248 84H246L247 83V80L248 81H250ZM90 80V81H89ZM94 80H95V82H94ZM118 80L119 81H121V82H123L124 80H129V81H127V84H126V81H124L123 82V84L121 83V84H119V82H118ZM132 80V81H131ZM143 80V81H142ZM33 81V82H32ZM113 81H114V83L117 81V83H115V86H114V88H111V86H113V85H110V84H112L113 83ZM136 81V82H135ZM145 81V82H144ZM149 81V82H148ZM157 81H160L159 79L157 80ZM216 81H219V82H216ZM235 82V83H233V82ZM39 82H41L42 84H39ZM48 82H50V84L48 83ZM95 83V84H93V83ZM131 82H134V83H131ZM142 82H144V85H142L141 83ZM153 82V81H152ZM231 82V83H230ZM256 82V83H255ZM22 84L23 86H21L20 84ZM113 83V84H114ZM206 83V84H205ZM212 83H215V87L212 85ZM223 83V84H222ZM259 83H262V84H259ZM78 84V85H77ZM90 84V85H89ZM116 84H118V85H116ZM125 84V85H124ZM128 84H130V85H128ZM137 84H139V85H137ZM147 84V85H146ZM155 85V86H152V87H149L148 85ZM218 84V85H217ZM233 84H236V88L238 89H233V87H234V85ZM247 86H246V85ZM258 84V85H257ZM2 85V86H1ZM43 85V86H42ZM47 85V86H46ZM110 85V86H109ZM121 85H123V86H129V87H123V86H121ZM131 85H135V86H131ZM221 85H225V86H221ZM20 86H21V89H20ZM33 86V87H32ZM79 86V87H78ZM90 86V87H89ZM91 86H93V87H91ZM117 86V87H116ZM226 86H228L227 88H224L225 90H222V87H226ZM230 86H233V87H230ZM241 86V87H240ZM3 87V88H2ZM4 87H6V88H4ZM37 88V90L38 91H36L35 89ZM46 87V88H45ZM133 87V88H132ZM149 87V88H148ZM200 87V88H199ZM238 87H240V91H239V88ZM245 87V88H244ZM23 88H24V90H23ZM69 88V89H68ZM75 88H76V90H75ZM86 88V89H85ZM88 88H90V89H88ZM92 88H94L93 90H92ZM120 88V89H119ZM126 90H125V89ZM139 88V89H138ZM142 88V89H143ZM157 88H158V90H157ZM216 88V89H215ZM231 88V90H229ZM19 89V90H18ZM69 91H68V90ZM81 89V90H80ZM83 89V90H82ZM133 89V90H132ZM134 89L137 91H134ZM208 89V90H207ZM221 89V90H220ZM243 89V90H242ZM34 90H35V92H34ZM73 90H75V91H73ZM109 90V91H108ZM119 90H121V91H119ZM146 90V91H145ZM153 90V91H154ZM211 90V91H210ZM219 90H220V92H219ZM229 91V93L227 92V91ZM252 90H255V89H252ZM7 91L9 92V94L7 93ZM30 91V92H29ZM43 91V92H42ZM81 91H85V92H81ZM128 91V92H127ZM131 91H133L134 93H135V95L133 96V95H131V93L133 94V92H131ZM208 91V92H207ZM210 91V92H209ZM31 93L32 95H30L29 93ZM59 92V93H58ZM76 92V94H74ZM112 92V93H111ZM139 92V93H138ZM236 92H239L238 94L236 93ZM252 92H257L256 90L255 91H252ZM24 93V94H23ZM28 93V94H27ZM34 93H36V95L34 94ZM43 93H44V95H46V96H44L43 95ZM70 93H71V95H70ZM107 93V94H106ZM109 93V94H108ZM136 93H138V94H136ZM155 93V95H157ZM207 93H208V95H207ZM213 93V94H212ZM218 93V94H217ZM225 93V94H224ZM238 95V97H237V95ZM259 93V92H258ZM263 92H261V94H262ZM11 94V95H10ZM21 94V95H20ZM27 94V95H26ZM58 94H61L60 96H59V98H58ZM63 94V95H62ZM83 94V95H82ZM105 94V95H104ZM111 94V95H110ZM123 94V95H122ZM212 94V95H211ZM220 94V95H219ZM223 94L224 95H226V96H224V98L223 99H226V100H224V101H227L228 100V102H225V103H223V106H224V108H223V106L221 107V109H220V107L219 106H221V102H219L220 101V99L219 100H217L218 98L217 97H221V96H223ZM229 94V95H228ZM254 94V96L255 95H257L256 97L257 98H259V99H262V100H264V97L263 98H260V97H262L261 95H260V93L259 94H256V93H253ZM6 95H7V97H6ZM19 95V96H18ZM23 95V96H22ZM47 95H49L48 97H47ZM52 95V96H51ZM57 95V96H56ZM81 95H82V97H81ZM88 95V96H87ZM99 95V96H98ZM108 95V96H107ZM119 95H121V96H119ZM194 95L196 96V98H198V100H201V101H199L200 103H202V105L200 104V103H198V101H197V105L196 104H194V102H196V100L197 99H195V101L193 100L195 97H194ZM232 95V96H231ZM233 95H236V97L235 96H233ZM263 95V94H262ZM16 96H18V97H16ZM40 96H44L41 100H40ZM72 97V98H69V97ZM90 96H91V99H88V98H90ZM124 96V97H123ZM126 96H128V97H126ZM152 96V95H151ZM10 97V98H9ZM23 97V98H22ZM29 97V98H28ZM47 97V98H46ZM55 97H57L59 100H57ZM67 97V98H66ZM86 97H88V98H86ZM95 97V98H94ZM105 97V98H104ZM227 97V98H226ZM232 97H234V101H233V99H232ZM5 98V99H4ZM15 98V99H14ZM20 98V99H19ZM55 98V99H54ZM61 98H62V100H61ZM84 98V99H83ZM105 100H104V99ZM121 98V99H120ZM199 98H201V99H199ZM203 98H204V100H203ZM206 98V99H205ZM29 99V101H27ZM37 99H39L38 100V103L36 102L37 101ZM52 99V100H51ZM67 99H70V100H67ZM96 99H97V101H96ZM187 99V100H186ZM189 99V100H188ZM3 100H5V101H3ZM44 100H46V101H44ZM65 100V101H64ZM126 100V101H125ZM128 100V101H129ZM191 100H193V101H191ZM212 100V101H211ZM231 100V101H230ZM15 102V104H17V105H15V104H13L14 102ZM25 101H27V102H25ZM43 101V102H42ZM54 101H56V102H54ZM60 101V102H59ZM62 101H64L63 103H62ZM79 101V102H78ZM91 101V102H90ZM121 101V102H120ZM206 101L207 102H209L208 104L206 103ZM6 102H10L9 103V105L10 106H12L11 107V109L7 112V113H5L4 114V112H3V110H2V108H3V106L5 105V103ZM13 102V103H12ZM17 102H20V103H17ZM48 102H50V103H48ZM82 102L84 103V104H82ZM122 102H125L126 104H125V109L124 108H119V106H121V103ZM130 102V101H129ZM217 102V104H220L219 106L217 105V104H215ZM230 102V103H229ZM27 103V104H26ZM56 103H58V104H56ZM64 103H66V104H64ZM76 104V103H79L80 104V106H78V105H74V104ZM228 103V104H227ZM13 104V105H12ZM26 104V105H25ZM39 104V105H38ZM42 104V105H41ZM51 105V106H49V105ZM60 104V105H59ZM68 104L70 105V106H68ZM129 104V105H128ZM131 104V105H130ZM179 104V105H180ZM187 104V105H186ZM204 104H206V105H204ZM209 104H212V106L211 105H209ZM215 104V106H213ZM224 104H226V105H224ZM30 105V106H29ZM35 105H36V108H35ZM119 105V106H118ZM190 105V104H189ZM195 105V106H194ZM198 105H201V106H198ZM207 105H209V106H207ZM230 105V106H229ZM16 106V107H15ZM28 106V107H27ZM41 106V107H40ZM49 106V107H48ZM58 106V107H57ZM61 106V107H60ZM91 106V107H90ZM99 106V107H98ZM117 106H118V108H117ZM188 108H187V107ZM202 106H204V107H202ZM205 106H207V110L205 109ZM30 107H33L32 109L30 108ZM42 107H43V109H42ZM50 107H51V109H50ZM72 107H74V109L72 108ZM77 107V108H76ZM86 107H88V108H86ZM92 107H97L96 109L97 110H93V109H91ZM187 109H186V108ZM199 107H202V109L201 110H199L200 108ZM212 107V109H210ZM226 107V108H225ZM15 108V109H14ZM35 108V109H34ZM69 108V109H68ZM72 108V109H71ZM80 108V109H79ZM84 108V109H83ZM90 108V109H89ZM129 108V109H128ZM191 110H190V109ZM217 108V109H216ZM229 108V109H228ZM22 109V110H21ZM41 109V110H40ZM49 109V111H46V110H48ZM53 109V110H52ZM58 109V110H57ZM71 110V114L69 113V111L68 110ZM77 109V110H76ZM136 109V108H135ZM184 109H186V110H184ZM204 109V110H203ZM216 109V110H215ZM228 109V110H227ZM28 110V111H27ZM53 112H52V111ZM61 110V111H60ZM82 110V111H81ZM85 111V114H84V111ZM89 110V111H88ZM188 110H190L191 111V114H193V115H191L190 117H189V113H190V111H188ZM198 110H199V112H198ZM202 110H203V112H202ZM211 110H215V111H217V112H215V115H214V113H213V111H212V113H211ZM218 110H222V111H218ZM227 111V112H225V111ZM14 111V112H13ZM17 111V112H16ZM20 111H22V112H20ZM27 111V112H26ZM55 111H57V112H55ZM68 111V112H67ZM80 111V112H79ZM92 111H94V112H92ZM189 113H188V112ZM193 111V112H192ZM197 113L198 112V114H196L195 112ZM208 111V112H207ZM37 112V113H36ZM46 112H47V114H46ZM65 112H67V113H69L68 115H67V113L65 114ZM73 112H75V113H73ZM83 112V113H82ZM205 112V113H204ZM210 112V113H209ZM11 113V114H10ZM15 113V114H14ZM22 113H23V115H22ZM43 113V114H42ZM50 113H51V115H50ZM73 113V114H72ZM80 113V114H79ZM92 113V114H91ZM118 113V114H117ZM221 113H224L225 114V116H224V114H221ZM14 114V115H13ZM16 114H18L19 116H17ZM28 114V115H27ZM35 114H37V115H35ZM41 114V115H40ZM196 114V115H195ZM204 116H203V115ZM207 114H211L212 115V117H214V118H212L210 115H208V116H210V118H209V123H208V121H205L204 119H207L208 118V116H207ZM229 114V115H228ZM53 115H55L54 117H53ZM61 115V116H60ZM62 115H64V116H62ZM65 115H67L66 117H65ZM81 115V116H80ZM92 115L94 116V117H92ZM119 115H120V117H119ZM123 115V116H122ZM198 115V116H197ZM214 115V116H213ZM15 116V117H14ZM17 116V117H16ZM33 116V117H32ZM37 116V117H36ZM46 116V117H45ZM50 116H51V118H52V121H51V118H50ZM83 116H85L86 118H84ZM117 116V117H116ZM126 118H125V117ZM187 116H188V118H187ZM194 116H197V119H193V118H195ZM203 116V117H202ZM218 116V117H217ZM2 117V118H1ZM4 117H7V118H4ZM10 117H12V118H10ZM21 117V118H20ZM70 117V118H69ZM79 117H81V118H79ZM200 117H202V118H200ZM217 117V119H218V121H220L222 124L220 125V126H218L217 124L219 123H217V122H215L214 120H215V118ZM17 118V119H16ZM35 118V119H34ZM48 118V119H47ZM64 118V119H63ZM78 118V119H77ZM95 118V119H94ZM118 118L119 119H121L120 121H121V124H120V122H118L117 120H118ZM123 118H125V119H123ZM224 118V119H223ZM12 119V120H11ZM37 119V120H36ZM50 119V120H49ZM70 119V121H68ZM79 119H82V120H80L79 121ZM85 120V122H84V120ZM214 119V120H213ZM230 119V120H229ZM258 119V120H257ZM48 120V121H47ZM54 120V121H53ZM92 120H94V121H92ZM133 120V121H132ZM195 120H196V122H195ZM204 120V121H203ZM227 120H229L228 122H227ZM251 120H252V122H251ZM263 120V121H262ZM35 121V122H34ZM45 121V122H44ZM57 121V122H56ZM68 121V122H67ZM77 121H78V123H77ZM87 121V122H86ZM115 121V122H114ZM123 121V122H122ZM125 121H127L126 123H124ZM223 121V122H222ZM244 121V122H243ZM255 121H256V123H255ZM47 122V123H46ZM52 122H56L55 124H56V126L55 127H52V125H53V123ZM94 122V123H93ZM130 122V123H129ZM194 122V123H193ZM207 122V123H206ZM215 123L214 125H216V126H214L213 125V123ZM241 122H242V124H241ZM44 123V124H43ZM48 123L49 124H51V126L50 125H48ZM68 123V124H67ZM91 123H93V124H91ZM112 123V124H111ZM117 125H116V124ZM122 123H123V125H122ZM225 123V124H224ZM104 124H106V125H104ZM110 124V126H107V125H109ZM152 124V125H151ZM244 124V125H243ZM245 124H246V126L247 125H250V127H246L245 126ZM40 125H44V126H42L43 128H40ZM79 125H82V126H79ZM92 125V126H91ZM116 125V126H115ZM132 125V126H133ZM198 125V124H197ZM201 125V124H200ZM206 125V126H205ZM211 125H212V128L210 129V127H211ZM227 125H229L228 126V128L227 129H225L226 127H227ZM252 125V126H251ZM48 126H50V127H48ZM54 126V125H53ZM100 126H101V128H100ZM117 126L119 127V128H117ZM128 126V127H127ZM131 126V127H132ZM153 126H155V127H153ZM164 126H165V124H164ZM176 126V125H175ZM218 126V127H217ZM222 126V127H221ZM224 126V127H223ZM244 126V127H243ZM68 127V128H67ZM114 127V128H113ZM198 127H200V126H197V128ZM230 127V128H229ZM54 128V129H53ZM59 128V129H58ZM79 128V129H78ZM110 128V129H109ZM149 128V129H148ZM158 128V129H157ZM214 128V129H213ZM225 129L226 131L225 132H221V131H224V130H221V129ZM232 128V130H230ZM241 128V130H239ZM242 128H246V130L245 129H243L242 130ZM251 130H250V129ZM5 129V130H4ZM37 129V130H38ZM103 129V130H102ZM116 129V130H115ZM119 129H121L120 131H119ZM213 129V130H212ZM2 130V131H1ZM7 130H9V131H7ZM79 130V131H78ZM88 130V131H87ZM112 130V131H111ZM149 130V131H148ZM198 130V129H197ZM210 130H212V131H210ZM216 130H217V132H216ZM263 130V131H262ZM5 131V132H4ZM65 131V132H64ZM67 131V132H66ZM73 131H75V133H73ZM114 131V132H113ZM119 131V134L117 133ZM228 131V132H227ZM250 131V132H249ZM77 132H78V135H76L77 134ZM90 132V133H89ZM109 132V133H108ZM114 134H118L117 136H119V135H121V136H119V137H117L116 135H114ZM121 132V133H120ZM211 132H214V134L216 135L217 134V136H215V135H213ZM248 132V133H247ZM71 133H73L72 135H70ZM110 133H111V135H110ZM160 133H162V132H160ZM165 133V132H164ZM163 133V134H164ZM208 133H211V134H208ZM218 133H221V134H218ZM225 135V137H224V135ZM241 133V134H242ZM52 134H49V137H50V135L52 136ZM70 135V136H68V135ZM107 134H108V136H107ZM122 134L123 135H126V136H123L122 137ZM162 134V135H163ZM75 135V136H74ZM91 135V136H90ZM202 135V136H201ZM207 135V136H206ZM211 135H213V137L211 136ZM219 135V136H218ZM222 135V136H221ZM243 135V136H244ZM251 135H252V137H251ZM47 136V135H46ZM61 136V135H60ZM68 136V137H67ZM86 136H88V137H86ZM101 136H103V137H101ZM105 136L106 137H108V139H110L111 137H113V139H111L112 140V142H113V144H112V142H109V141H107L106 139L107 138H105ZM111 136V137H110ZM116 138H120V139H117V141H116V139H114L115 137ZM201 136V137H200ZM221 136V139H219V138H216V137H220ZM100 137H101V140H100ZM127 137V138H126ZM143 137H145L144 139H146V140H148L147 141V145L149 146V150H147V151H149V152H144V153H150V154H152L151 156L150 155H148V154H144V153H142V152H140L139 151V154H137L138 155V159H140L139 161H141L142 159H144L145 158V160L146 159H150V160H146V161H144V162H142L141 161V163L139 164L140 165V167H146L145 169H141L140 171H141V173H140V171H139V168L138 169H135L134 171H132L133 170V168L135 167V166H137L136 165V163L138 162V160H137V158H136V156H135V153L134 154H132V156L130 155V154H127L128 152H130L131 151V153H133L132 152V150L134 149V147H137L138 146V144L139 143H141V141H142V138ZM196 137H198V138H196ZM210 137H212V138H210ZM23 138V139H22ZM25 138V139H24ZM44 138H47L46 140H44ZM50 138H52V137H50ZM50 138L48 139V137H43V138H41V139H37V143H36V140L35 139H32V138H26V137H18L17 139H18V141H16V139H15V142H17V143H15L16 145L18 144L19 146H18V148H17V152H16V157L19 155H24L25 153H28V154H26V155H24V158L26 159V161H28V163L31 161V163H36L35 162V160L36 161H38V158H40L41 157V162H39V163H36V164H38V167H40V168H43V167H41V165L40 164H43L42 162H44L45 160L44 159H42V158H44V156H40V157H38L41 153V155H43L44 154V150H47L48 148H46V146H48L46 143L48 142L49 143V140H50ZM98 138V141L96 140ZM104 138H105V140H104ZM131 138H134V137H130V139ZM149 138V137H148ZM158 138V137H157ZM156 138V140H158ZM167 138V137H166ZM249 138V139H250ZM263 138V139H262ZM74 139V140H75ZM138 139V140H137ZM195 139H197V140H195ZM200 139V140H199ZM256 139H258V138H256ZM24 140V141H23ZM29 140H31L30 142H29ZM88 140V141H87ZM103 140V141H102ZM120 140V141H119ZM126 140V141H125ZM128 140V141H127ZM194 140V141H193ZM217 140V141H216ZM262 140V141H261ZM39 141V142H38ZM93 141H95L96 143L95 144H93L94 142ZM100 141V143H98ZM106 141V142H105ZM131 141L133 142V143H131ZM163 141V142H162ZM168 141V142H167ZM192 142L191 144L189 143V147H187L188 146V143L187 142ZM212 141V142H211ZM220 141H224V143L223 142H220ZM44 142V143H43ZM90 142H91V144H90ZM103 142V143H102ZM151 142V143H150ZM205 142H207V143H205ZM252 142V141H251ZM24 143V144H23ZM30 143V144H29ZM102 143V144H101ZM110 145H109V144ZM125 143V144H124ZM128 143H131V144H129V145H127ZM162 144V146H161V148H163V149H158V148H156V146L158 145V144ZM175 143V144H176ZM205 143V144H204ZM208 143H210V145L208 144ZM215 143V144H214ZM80 144H82V145H80ZM88 144V145H87ZM94 146H93V145ZM101 146H100V145ZM114 145V146H121V148H119V149H116V151H114V152H116V153H113V154H111L110 152H111V149H110V151H109V148H114V146H112V145ZM120 144V145H119ZM125 145V146H123V145ZM149 144H151V145H149ZM174 144V143H173ZM187 144V145H186ZM204 144V145H203ZM251 143H249L248 144V146L246 145L243 149H241V151L240 152H242V153H249V152H251V154H252V152H253V155H255L254 156V158L255 157H259L260 155V153H262L261 151L262 150H258L257 152H255L254 150L256 149H259V148H257L256 146H252V145H250ZM36 145V146H35ZM183 146V147H180V146ZM191 145V146H190ZM216 145V146H215ZM42 146H45V147H43L42 148ZM91 146V147H90ZM97 146H99V147H97ZM123 146V147H122ZM129 146V147H128ZM159 146V145H158ZM157 146V147H158ZM184 146H185V148H184ZM25 147V148H24ZM85 147H87V148H85ZM101 147V148H100ZM104 147V148H103ZM117 147V148H118ZM160 147V146H159ZM181 149H180V148ZM187 147V148H186ZM201 147V148H200ZM250 147V148H249ZM30 148H35V149H37L38 150V148L39 149H42V152L40 153V152H38V151H40V150H38V151H30V152H27V150L28 149H30ZM46 148V149H45ZM82 149V153L81 152H79L81 149ZM83 148H85V150H83ZM91 148V149H90ZM100 148V149H99ZM158 149L159 151H157V150H154V149ZM207 148V149H206ZM97 149V150H96ZM122 149V150H121ZM130 149H132V150H130ZM151 149V150H150ZM184 149H186V150H191L190 152L189 151H184ZM218 149V148H217ZM263 149V148H262ZM87 150H89V151H87ZM117 150H119V151H117ZM121 150V151H120ZM92 151V152H91ZM134 151H136V150H134ZM151 151H153V152H151ZM159 152V153H157V152ZM195 151H197V152H195ZM205 151V152H204ZM33 152L35 153V156L33 157V156H31V155H34L33 154ZM97 152V153H96ZM137 152V151H136ZM158 154V156H157V154ZM168 153L169 154V157L167 156L168 154H166V156H165V154H164V156H162L163 155V153ZM222 152V151H221ZM221 152H219L220 154H221ZM239 152V153H240ZM13 153V152H12ZM18 153V154H17ZM21 153V154H20ZM32 153V154H31ZM36 153H37V155H36ZM40 153V154H39ZM80 153V154H79ZM92 155H91V154ZM95 153V154H94ZM183 153V154H182ZM241 153V154H242ZM255 153V154H254ZM31 154V155H30ZM45 154H47V153H45ZM99 154V155H98ZM126 154V155H125ZM143 154V155H142ZM160 154H161V156H160ZM175 154H177V156L176 157H174L175 156ZM181 154V155H180ZM256 154H258V155H256ZM22 155V156H23ZM28 155H30V156H28ZM94 155V156H93ZM106 155H109V157L108 156H106ZM111 155H113V156H111ZM147 156V158L146 157H144V158H142L143 156ZM154 155H156V156H154ZM18 156V157H19ZM25 156H27V158L25 157ZM88 156H90V157H88ZM97 156V157H96ZM100 156V157H99ZM106 156V157H105ZM111 156V157H110ZM125 156V157H124ZM128 156H129V158H128ZM130 156H131V158H130ZM141 158H140V157ZM173 156V157H172ZM8 157V156H7ZM32 158V160H34V161H32V160H30L31 158ZM105 157V158H104ZM123 157V158H122ZM157 157H159V158H157ZM168 157V158H167ZM180 157V158H179ZM182 157V158H181ZM185 159H184V158ZM187 157V158H186ZM192 158V159H190V158ZM196 157V158H195ZM33 158H35V159H33ZM46 158V157H45ZM107 158V159H106ZM111 158V159H110ZM126 158H128V159H131V160H125ZM136 158V159H135ZM171 158V159H170ZM81 159H79V161H81ZM91 160V162H89L90 160ZM125 160V161H123V160ZM132 159H134L133 161H137V162H133L132 161ZM176 160V161H174V160ZM205 159V160H204ZM260 161H262L260 158H258ZM3 160V159H2ZM40 160V159H39ZM82 160V161H83ZM112 160V161H111ZM118 160H120V162H118ZM157 160V161H156ZM191 160H194V161H197V160H200L199 162H191ZM258 160V162L259 163H262V164H258V162H257V164H255V163H253V167L250 165V166H247V165H245L244 166V164H243V166H244V168L242 167L241 168V174H240V177H239V183H244L243 184V186H242V188H241V184H239V183H236V185L231 189V190H233V191H231V190H229V191H227V192H229V193H223L222 195H220V196H224L223 198H219V196L217 197V199H214V201H213V204L214 205H216V204H218V205H216L217 207H218V209H219V215H220V217H224L226 220H224V223L225 224H223V227H224V229L226 230H228V229H230L229 231H231L229 234L230 235H228V234H225V233H219L218 232V234H214V235H212V236H210L211 238H209V237H207V238H209V240L206 238V240H208L207 241V243H209V244H211L209 247L211 248V249H208V250H217L219 253H221L220 254V256H218L219 255V253L215 250V251H212V253L213 252H216V253H218V255L217 254H212L211 255V261L209 260V263L210 262H213L212 264H248L249 262H250V259L252 260V258L254 259L255 257H262V258H264L263 256H264V226H262V225H264V218H262V215H260V216H258L259 214H263L264 213V211L262 210V208L261 207H255V206H253V205H255V202H257L258 200H256V198L258 197H255L253 194H252V192L254 191L253 190V188H254V184H255V178L256 177H259L260 179H262V177H264L263 175H264V164H263V162H260ZM94 161V162H93ZM111 161V162H110ZM130 163H129V162ZM154 161V162H153ZM185 161V162H184ZM208 161V160H207ZM207 161H205V163H207ZM4 162H6V161H4ZM59 162H61V163H58V165H57V167L56 166H54L53 168H55V169H53L52 167H49V168H44L43 169V171L42 170H40V171H36V173H38V175L37 176H41L42 174V177H43V179H44V182L45 183H49V185L51 184V183H53L52 185H54L55 186V188H57L58 190H61L60 192H62V191H64L65 192V189L67 188V186L66 185H64L63 183H64V181H61L62 179H63V176H66V174H67V171L66 170H64V168L62 167V163H64V161H63V159H61ZM102 162V163H101ZM104 162H107V163H104ZM110 162V163H109ZM118 164H117V163ZM123 162V163H122ZM124 162H126V163H124ZM131 162H132V164H131ZM146 162V163H145ZM89 163V164H88ZM97 163H100V164H97ZM115 163V164H114ZM128 163V164H127ZM134 163V164H133ZM145 163V164H144ZM150 163H152V164H154V165H152V164H150ZM158 163V162H157ZM174 165H173V164ZM182 163V164H181ZM192 163H193V165H192ZM205 163H202V164H205ZM2 164L5 166V163H2L1 162V166H2ZM30 164V163H29ZM59 164H61V165H59ZM94 164H97V165H94ZM113 164H114V166H113ZM125 164V165H124ZM177 164V165H176ZM208 164V163H207ZM108 165V166H107ZM135 165V166H134ZM139 165L137 166V167H139ZM142 165V166H141ZM172 165V166H171ZM260 165V166H259ZM262 165V166H261ZM95 166V167H94ZM133 166V167H132ZM175 166V167H174ZM192 166V167H191ZM203 166H206V165H203ZM255 166H257V168L255 167ZM45 167V166H44ZM100 167V168H99ZM109 167V168H108ZM137 167H135V168H137ZM142 167V168H143ZM147 167H149V168H147ZM180 167V168H179ZM184 167V169H182ZM190 167H191V171H190ZM60 169V170H58V169ZM96 168V169H95ZM107 168V169H106ZM174 168V169H173ZM187 170H186V169ZM256 168V169H255ZM56 169H57V171H59V172H54V171H56ZM97 169H100V170H97ZM129 169H131V171L133 172H131ZM52 170V171H51ZM54 170V171H53ZM97 171V173H96V171ZM195 170H197V169H195ZM0 171H2V170H0ZM63 171V172H62ZM87 171V172H86ZM98 171H99V173H98ZM250 171V172H249ZM255 172L256 173V171H257V174H256V177L254 178V177H249L251 180H248L247 182L246 181H242V180H247V179H249V178H247L248 176H252V175H249V173H251V172ZM42 172V174H40ZM47 172H49V173H47ZM89 172L91 173L90 174V176H88L87 174H89ZM115 172V173H114ZM123 172V173H122ZM135 172H136V174H135ZM45 173H47V174H45ZM58 173V174H57ZM65 173V174H64ZM96 173V174H95ZM101 173H102V175H101ZM119 173V174H118ZM126 173V174H125ZM143 173V174H142ZM96 176H95V175ZM104 174V175H103ZM107 174V175H106ZM123 174V179L121 178V177H119V176H121V175ZM134 174V175H133ZM139 174V175H138ZM142 174V175H141ZM247 174H248V176H247ZM253 174V173H252ZM261 174H263V175H261ZM18 174H16L15 176H17ZM58 175H60V176H58ZM92 175V176H91ZM101 177V178H99V176ZM116 175H119V176H116ZM258 175V176H257ZM262 177H261V176ZM2 176V177H1ZM14 176V175H13ZM81 176H86V178L85 177H81ZM104 176V177H103ZM107 176H108V178H107ZM116 176V177H115ZM133 176V177H132ZM135 176H137V177H135ZM246 176V177H245ZM0 177L2 178V179H4V180H2L1 178H0V183L1 182H3V183H1L0 185L2 186V187H4V186H7L8 185V183L7 182H10V181H8V180H11V178H14V177H12V176H10L9 175V177H7L6 176V174H3V171H2V173L0 172ZM7 177V178H6ZM114 177V178H113ZM118 177H119V180L117 181V179H118ZM163 177V176H162ZM81 178V182H79V179ZM99 178V179H98ZM111 178H113V179H111ZM117 178V179H116ZM121 178V179H120ZM130 178V180H128ZM138 178V179H137ZM158 178V179H157ZM157 178H153V181H152V179H148V181L150 182L149 183V187L147 188V196H149L150 198L152 197V193L151 192H153V190H152V186H154L151 182H157V180L159 181V180H161L162 178H161V176H159V177H157ZM161 178V179H160ZM164 178V177H163ZM242 178V179H241ZM8 179V180H7ZM61 179V180H60ZM85 179V180H84ZM106 179V180H105ZM111 179V180H110ZM155 179H157V180H155ZM252 179H254V180H252ZM264 179V178H263ZM7 180V181H6ZM15 180H17V179H15ZM165 180V179H164ZM56 181V182H55ZM99 181H101V182H99ZM122 181V182H121ZM162 181V180H161ZM250 181H252V183L250 182ZM264 181V180H263ZM87 182V183H86ZM248 183V185H246V183ZM60 185H59V184ZM81 183V184H80ZM109 183H112V184H109ZM117 184V186L116 185H114V184ZM121 185H120V184ZM123 183V184H122ZM128 183V184H127ZM251 184V186H249L250 184ZM5 184V185H4ZM55 184H57V185H55ZM90 184V185H89ZM92 184V185H91ZM96 184V185H95ZM124 184L126 185V187H124L123 188V186H124ZM155 184V183H154ZM239 184V185H238ZM64 185V186H63ZM80 185H81V187H80ZM103 185H104V187H103ZM112 185H114V186H112ZM134 185V186H133ZM246 185V186H245ZM19 186V187H18ZM59 186H61L60 188H59ZM90 186H92V187H90ZM95 186V187H94ZM96 186H98V187H96ZM102 186V188H100ZM106 186H108V187H106ZM122 186V187H121ZM17 187H18V189L16 188V190L18 191V193L21 191L20 189H22L23 187H21V185H17ZM83 187V188H82ZM89 189H91V190H89ZM106 187V188H105ZM114 187V188H113ZM151 187V188H150ZM237 187H239V188H237ZM245 187H247V188H245ZM64 190H63V189ZM92 188H94V189H92ZM106 189V190H108L107 188H109V189H112V190H108L107 192H105L106 190H104L103 191V189ZM243 188H244V190H243ZM250 188V189H249ZM252 188V189H251ZM87 189V190H86ZM101 189V190H100ZM118 189V190H117ZM237 189V190H236ZM89 190V191H88ZM125 190V191H124ZM149 190H152V191H150L149 192ZM238 190H241V191H238ZM249 190H251V191H249ZM77 191V192H76ZM92 191H94V192H92ZM103 191V192H102ZM115 191H118V193H116ZM122 191H123V193H122ZM22 192V191H21ZM21 192L19 193V195L21 194ZM86 192V193H85ZM100 192H102V193H100ZM108 192H110V193H108ZM240 192H242V193H240ZM112 193V194H111ZM116 193V194H115ZM125 193V194H124ZM151 193V195H148V194H150ZM241 195H240V194ZM248 193V195H246ZM26 193H24L23 194V192H22V196L23 195H25ZM28 192H27V195H25L23 198V202L25 203V206H28V204L29 205H31L30 203V195H29V197H28ZM236 194V195H235ZM87 195H90V196H88V197H90V198H88L87 197ZM114 195V196H113ZM117 195V196H116ZM120 195V196H119ZM126 195H128L127 197H126ZM237 195H239V197H241L242 195H243V197L242 198H244V197H246V198H249L250 199V201H249V199H244L243 201H242V203H238V202H241L240 200H242V198H240V200L238 199V198H236V200H238V202L236 201L235 202V199L234 198H232V197H238ZM82 196V197H81ZM106 196H110L109 197V199H107L108 197H106ZM125 197L124 199L122 198V199H120L121 197ZM230 196V197H229ZM249 196H251V197H249ZM77 197H79L78 195H77ZM114 197V198H113ZM148 197V198H149ZM228 197H229V199L230 200H233V201H229L228 200ZM260 197V196H259ZM29 198V199H28ZM102 198V199H101ZM103 198H105V199H103ZM111 198V199H110ZM97 199V200H96ZM99 199H101V200H99ZM112 199H114V200H112ZM218 199H219V201H218ZM222 199H224V202H223V200ZM254 199V200H253ZM258 199H260V198H258ZM261 199H262V197H261ZM92 202H90V201ZM106 200H109V201H106ZM119 200V202H117ZM226 200V201H225ZM252 200H253V202H252ZM263 200V199H262ZM26 201V202H25ZM28 201V202H27ZM99 201V202H98ZM215 201H218V203L217 202H215ZM220 201L221 202H223V203H220ZM229 201V202H228ZM246 201V202H245ZM259 201H261V200H259ZM258 201V202H259ZM84 202V203H83ZM86 202V203H85ZM106 202H109V203H106ZM122 202V203H121ZM226 202V203H225ZM231 202H235L234 204L233 203H231ZM244 202V203H243ZM249 202V203H248ZM252 202V204L250 205V203ZM90 203V204H89ZM97 203H99L98 205H96ZM101 203V204H100ZM117 203V206L115 205ZM124 205L123 207H121L122 205ZM126 203V204H125ZM222 204V205H220V204ZM232 204V206H234L236 203H238V204H240V205H236L238 208H234V207H236V206H234V207H224L223 208V206L224 205H226V206H229V205H231ZM254 203V204H253ZM107 204V206H105ZM229 204V205H228ZM245 204H247V205H245ZM99 205H101L100 207H99ZM109 205H111V206H109ZM104 206V207H103ZM221 206V207H220ZM246 206V207H245ZM249 206V207H248ZM101 207L103 208V209H101ZM256 208V209H254V210H256V212L257 213H255L254 212V210L252 209V208ZM111 208V209H110ZM222 208V209H221ZM243 208V209H242ZM248 208H251V210H248ZM257 208H260L261 210H259V209H257ZM100 209L102 210V211H100ZM221 209V210H220ZM223 209H225V210H229V211H225V210H223ZM236 211H235V210ZM245 209V210H244ZM240 210V211H239ZM243 210V211H242ZM253 210V211H252ZM259 210V211H258ZM107 211V212H106ZM245 211H246V213H245ZM251 211V212H250ZM263 211V212H262ZM35 212V211H34ZM52 212V211H51ZM68 212V211H67ZM110 212V213H109ZM227 214V215H225V216H223L225 213ZM232 212V213H231ZM253 212V213H252ZM260 212H262V213H260ZM65 214H63V212L62 213H60V218H59V220H62L63 218H65V220H63V221H65L64 223H66V222H68L69 223V220H67L66 219V217L68 216L69 217V214L70 213H66V212H64ZM234 213V214H233ZM238 213V214H237ZM255 213V214H254ZM31 214H35L36 216H37V213H33V212H31ZM30 214V215H31ZM223 214V215H222ZM242 214V215H241ZM245 216H244V215ZM41 215V214H40ZM64 215V216H63ZM219 215H215L216 217L217 216H219ZM241 215V217H239ZM34 216V215H33ZM42 216V215H41ZM234 216V217H233ZM237 216V217H236ZM252 216V217H251ZM67 217V218H68ZM233 217V218H232ZM243 217V218H242ZM255 217H257L256 219H255ZM263 217H264V214H263ZM62 218V219H61ZM239 218V219H238ZM242 218V219H241ZM245 218H247V219H245ZM256 221H255V220ZM261 220V221H260ZM62 221V222H63ZM230 221H232V222H230ZM105 222V223H104ZM106 222L107 221H103V222H100L99 224L97 223V224H95V226H93V228H92V230H91V232H90V235L92 236V237H94V238H92L93 240L95 239L96 240V238H97V240H99V238H101L100 240L102 241V242H104L103 241V239H105V240H107V242L108 243H106L107 245L105 246V247H101L100 248V250H102V251H100V250H97V246H100V245H103V244H101V243H99V245L96 243V242H99V241H95L94 243H95V246L94 245H92V244H94L93 243V241L90 243L92 246H94L95 248H94V250L95 251H93L92 249V251H90V252H92L91 254H96V255H92L93 257H96V259H98V261H101L102 259H100V258H102V255L101 254H103V256H105V254L106 255H109V253L110 254H112V253H114V254H112L111 256L112 257H114L116 254L118 255V253L119 252H122V251H120V250H125L124 252H123V254L124 255H122V254H120L119 253V255H121L120 256V258L121 259H123V260H121V261H123V263H121V264H141V263H144V264H171V262H173V261H177L178 260V256H181V257H179L180 259L177 261V262H180L181 260H183L184 259V253L183 252H185L189 247H191V245H193L194 243H198V242H195L194 240H191V238H186V237H188V235L190 234V233H187L184 237H183V239H184V241L183 240H179L180 242H178L177 241V239H181V238H176L174 235H173V233L171 232L170 234H169V231H168V233H167V236H166V238L165 239H163V238H159V237H163L164 235H166V233H164L163 235L161 234V236H158V237H156V240H158V241H156V240H154V238H148V237H153V236H149V234H150V225L148 226H146V227H144V226H142L143 228L140 230V232L138 231V232H136L137 234L136 235H134V237L132 238V240H137L138 238H140V237H145L146 239H144V240H142V241H139L140 243H138V247L137 246H135V245H133V243L131 244V242H130V244H128V246L127 247H123V244L122 245H120L121 243H115V242H117V239H116V236L117 235H115L113 232L114 231H111V229H108L107 228V226H106ZM241 222V223H240ZM257 222V223H256ZM61 222L59 221V224H60ZM228 225H227V224ZM229 223H231V224H229ZM251 223V224H250ZM255 224L256 226H255V228H254V226H251L252 224ZM260 223H262L261 225H260ZM234 224V225H233ZM238 224V225H237ZM240 224V225H239ZM245 224V226L243 227V225ZM131 226L132 224H125L124 225V227H128V226ZM153 225V224H152ZM248 225V226H247ZM257 225H259V226H257ZM62 226H63V228H62ZM65 226V227H64ZM70 226V227H69ZM231 226H232V228H231ZM237 226H239L241 229H237V228H234V227H237ZM66 227L67 228H69V229H66ZM104 227H105V229L106 230H103L104 229ZM123 226L121 227V229H125ZM141 227V226H140ZM150 227V228H149ZM228 227V228H227ZM243 227V228H242ZM250 228V229H248V228ZM258 227V229H256ZM260 227H261V229H260ZM59 229H58V236L59 237H62L61 235H63V234H67L68 233V230L70 231V229H71V225L70 224H63V223H61V226L60 227H58ZM60 228H62V229H60ZM102 228V229H101ZM146 228H148V229H146ZM254 228V229H253ZM64 229V230H63ZM251 229H252V231H251ZM63 232H62V231ZM235 230H237V232L235 233ZM244 230V231H243ZM249 230V231H248ZM262 230V231H261ZM104 231V233L106 234V236L104 235V233H102ZM148 233H147V232ZM242 231H243V233H242ZM256 231V232H255ZM258 231H260V232H258ZM66 232V233H65ZM87 232V231H86ZM107 232H109V233H107ZM224 232V231H223ZM239 232V233H238ZM241 232V233H240ZM251 234H250V233ZM254 232V233H253ZM261 232H263L262 234H261ZM100 233H102V234H100ZM119 233V232H118ZM121 233V234H120ZM120 233L118 234L120 237H122V236H124V231H122V230H120ZM210 233H212V232H210ZM257 233V234H256ZM108 234V235H107ZM146 236H148V237H146ZM233 234H236V235H233ZM246 234V235H245ZM249 234V235H248ZM260 234H261V236H260ZM98 235H100V236H98ZM109 235H110V237H109ZM170 235H172L171 237H169ZM192 235H196V234H193L192 233ZM210 235V234H209ZM217 235H219V236H217ZM228 236V237H226V239H225V236ZM64 236V235H63ZM84 237H85V235H83ZM204 236V235H203ZM202 236V234H201V238L203 237ZM219 238V237H221V238H219V239H216L217 237ZM234 236V237H233ZM241 236L242 237H244V238H246V240H248V238H249V241H250V239H252L251 240V242L253 243V244H251V242H249V244L248 245H251L252 246V248L250 247V246H244V247H240L242 250H238V251H236V252H234L236 249H235V246H232V244L231 243H233V245L235 244V241H237L236 239H238L239 238V240H243V238L241 239ZM255 236H257V237H255ZM66 237H69V236H66ZM99 237V238H98ZM118 237V236H117ZM119 237V238H120ZM169 237V238H168ZM230 237V238H229ZM236 237H238V238H236ZM253 237V238H252ZM263 237V239L262 240H260V239H258V238H262ZM131 238H130V240H131ZM176 238V239H175ZM212 238H214V239H212ZM233 238V239H232ZM257 238V239H256ZM91 239V238H90ZM142 239V238H141ZM140 239V240H141ZM147 239H149V240H147ZM172 239V240H171ZM176 241H175V240ZM212 239V243L210 242V240ZM231 239V240H230ZM109 240V241H108ZM121 240V239H120ZM145 240H146V242H145ZM162 240H165L166 242V245L165 246H167L166 248H172V249H168V252L170 251L171 252V254L172 255H174V256H176L177 254H178V256H176V259H174L173 260V258L172 257H174V256H172V255H170V256H168V254H170V252L169 253H162V252H159L160 254H158V251H152V250H154L153 248L156 246V244L158 243V242H160V241H162ZM191 240V241H190ZM230 240V241H229ZM260 240V241H259ZM149 241H151V242H149ZM154 241V242H153ZM170 243H169V242ZM193 241H194V243H193ZM205 242V239L204 238H202V239H200V242ZM232 241V242H231ZM119 242V241H118ZM148 242H149V244H148ZM177 244V246L175 245V243ZM190 242V243H189ZM203 242V246H205L206 244ZM221 242H223V243H221ZM228 242H231V243H228ZM262 242V243H261ZM143 243H145L144 245H146L145 247L143 246ZM147 243V244H146ZM180 243H182V245H180ZM226 243H228V244H226ZM259 243V244H258ZM88 245V246H91V245ZM111 244V245H110ZM151 244V245H150ZM171 245V246H169V245ZM190 244V245H189ZM198 244H200V245H202V243H198ZM208 244V245H209ZM219 244H221V246L219 245ZM258 244V245H257ZM97 245V246H96ZM133 245V246H132ZM148 245V246H147ZM180 245V246H179ZM184 245H186V246H184ZM197 245V244H196ZM218 245V247H216ZM227 245V246H226ZM254 245H257V247L256 246H254ZM110 246V247H109ZM133 248H132V247ZM141 246V247H140ZM174 246H176V247H180V248H175ZM207 246V245H206ZM205 246V247H206ZM212 246V247H211ZM226 246V247H225ZM228 246H230V247H228ZM129 247H131V248H129ZM182 247H184L183 248V250H182ZM200 247H202V246H200ZM205 247H203V248H205ZM208 247V246H207ZM233 247V248H232ZM246 247H248V248H246ZM250 247V248H249ZM52 248V247H51ZM121 248V249H120ZM135 248V249H134ZM139 248V249H138ZM151 248H152V250H151ZM226 248H228V249H226ZM246 248V249H245ZM98 249H99V247H98ZM105 249V250H104ZM110 249V250H109ZM144 249V250H143ZM207 249V248H206ZM225 249V250H224ZM245 249V250H244ZM248 249V250H247ZM255 249V250H254ZM97 250V251H96ZM119 250V251H118ZM136 250H140L139 252L137 251V252H134V251H136ZM149 250H151V252H149V253H147V251H149ZM178 250V252H175V251H177ZM253 250V251H252ZM101 252V253H99V252ZM105 251V253H103ZM115 251V252H114ZM229 252L228 253V255H226L227 253H225V252ZM232 251H233V254H232ZM241 253H240V252ZM242 251H243V253H242ZM246 251V252H245ZM247 251H248V253H247ZM252 251V252H251ZM260 251V252H259ZM112 252V253H111ZM117 252V253H116ZM134 252V253H133ZM173 252H174V254H173ZM224 252V253H223ZM238 252V253H237ZM246 254H245V253ZM129 253V254H128ZM131 253V254H130ZM133 253V254H132ZM154 253H156V254H158V255H156V254H154ZM163 255H162V254ZM235 253V254H234ZM237 253V254H236ZM261 253V254H260ZM101 256H100V255ZM127 254V255H126ZM146 254V255H145ZM176 254V255H175ZM223 254V255H222ZM230 254H232L231 256L232 257H234V255H235V257L234 258H232L231 256L229 257V255ZM254 254V255H253ZM116 255V256H117ZM133 255V256H132ZM148 255H153V256H148ZM166 257H165V256ZM238 255V256H237ZM243 255H246V256H243ZM115 256V257H116ZM122 256H124V257H122ZM133 258H132V257ZM144 256H146V258L144 257ZM162 256V257H161ZM172 256V257H171ZM183 256V257H182ZM239 256H241V257H239ZM127 257H129V258H127ZM150 257V258H149ZM236 257H237V259H236ZM244 257V258H243ZM249 257V258H248ZM36 257H34L33 259L34 260H32L33 261V263L35 264V263H37V259L38 258H36ZM104 258H106V257H103V259ZM119 258V257H118ZM149 258V259H148ZM159 260H161V261H157L158 259ZM166 258H167V260H166ZM169 258V259H168ZM225 258H227V259H225ZM229 258L233 261L232 263H230L229 261H231V260H229ZM95 259V263L97 262V260ZM133 259V260H132ZM143 259V261H141ZM154 259H157L156 261H154ZM170 259H172V260H170ZM214 259V260H213ZM236 259V260H235ZM238 259H241L240 261L238 260ZM242 259H243V261H242ZM84 260V259H83ZM92 260H94V259H92ZM106 260V259H105ZM105 260H103V261H101V262H98V263H96V264H99V263H101V264H106L105 262L107 261H105ZM148 260V261H147ZM165 260V261H164ZM213 260V261H212ZM227 260V261H226ZM129 261H132V262H130L129 263ZM154 261V262H153ZM248 261V262H247ZM86 262V261H85ZM85 262L83 261L81 264H85ZM94 262V261H93ZM125 262V263H124ZM150 262V263H149ZM167 262V263H166ZM237 262H239V263H237ZM245 262V263H244ZM247 262V263H246ZM32 263V264H33ZM89 263H91V264H95V263H92V261L90 262L89 261ZM64 264V263H63ZM108 264V263H107Z\"/></svg>", "mask_w": 264, "mask_h": 264}]
</instances>
